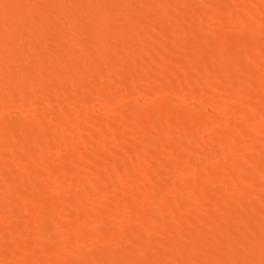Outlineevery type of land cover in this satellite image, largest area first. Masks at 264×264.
I'll list each match as a JSON object with an SVG mask.
<instances>
[{"label":"bare ground","instance_id":"bare-ground-1","mask_svg":"<svg viewBox=\"0 0 264 264\" xmlns=\"http://www.w3.org/2000/svg\"><path fill=\"white\" fill-rule=\"evenodd\" d=\"M65 1L67 2V0H37V1H35V0H18V3H17L18 8H14L15 6L13 8L16 11L19 9V11L17 12L18 14H16L17 16L14 17L13 16L14 11H13V13H11V11L9 9L11 8V6L16 4V1L15 0H0V12L2 15H4V17H2V19H0V35H2L1 34L2 32L5 34V31L9 27H12L9 29L13 30V33L12 34L10 33L11 37L7 38L8 40L7 39L3 40L4 39L3 35H2L3 39L0 40V106L2 105V107H3L6 105L7 106L18 105L16 108L20 112H22V115H19V116L22 117L24 115V119H22V118H17V115H14V113H13L12 116L9 117L8 120H6L7 117L4 119L6 121V122L4 121V124L2 122H0V132H1V129H4V128H2L3 126L6 127L5 130H3L4 135L2 134V132L0 135V182H3V184L0 183V213H5V215H6V213L11 212V211L16 212V217L14 220L7 219L9 216L8 214H7L8 215L7 218L5 217L6 220L4 222L5 223L7 222L6 223L7 226L3 225L2 223H4V222L2 220H0L2 222V223H0V256H2V260L0 259L1 260L0 264H22V263L23 264H132V263L137 262L138 260L140 263V259L142 260V258L144 259L145 257H147V259H150L152 262L155 261V262H153V264L154 263H157V264H186L187 261L190 259V255H191L189 252V249L185 248L187 250L185 252H183V249L181 247L182 240H183V238L186 239V236L187 237L190 236L191 238L192 237L194 238L195 249H197V250H198V248L201 249L202 245L205 244V243H203L205 241V238H206V240H210L211 237H214V238H216V240H218L219 243L217 242L211 247L213 249L216 248V250H217V246L222 244V240L224 239L225 234L229 238L231 236L229 234H233V231L235 229V227L233 229L232 225L227 226L229 224L223 223L224 221L222 219L224 217V214L227 213L228 212L227 210L229 209L228 208L226 210L225 209L226 206H229L234 201H237L238 198H241L242 195H240L239 197L237 195V198L233 197V196L234 195L236 196V192H238V189L245 190L244 189L245 187L243 186L244 183H246V182L251 183L252 182L251 183V186H252L253 183L256 184L257 182H259L261 180L264 181V155H263L264 153L261 154L262 156L261 155L258 157L252 156V154L254 152L251 149L252 154L249 152L251 154V155H249V159H251L253 161V162L252 161L250 162L251 165L255 164V166L253 167L254 169L252 170V168L251 169L246 168L249 172H247V171L243 172V173H245V174L247 173V174L242 176V179L240 177L239 183H237L236 187H234L235 189H233L234 195L232 194V196H228V194L224 195L225 193H223L224 196L222 197L221 196L222 194L221 195L217 194V195L221 196L222 198L219 197V200H218V198L216 197L217 201L214 200V202H213L214 205H212V207L215 205L217 207L219 206L218 208L220 209L219 211L221 213L218 211L220 213V215L213 217L212 208L210 207L211 205H209V207L205 208L204 205L203 206L201 205V203L206 204L204 199L209 194L207 192L208 194L206 195V190L210 184L211 185L213 184L212 186H214L216 183H211V181L210 182L208 181V178L212 179V178H210L211 176L208 178L206 177L207 178L206 179L205 177H200V175L198 176L197 173H193L196 171H200V169L197 170L196 167H194L196 162L199 159L200 160L205 159V161H206V158L209 155L208 153L202 154L201 153L202 151L198 152L195 150L197 145L199 146V144L200 145L205 144V143L207 144L208 139L211 138L208 136V134L210 135L209 132L207 134H203V132L201 131V130H203V129H201L202 124L211 123L210 119H208L207 116H210V114L213 115L212 114L213 111L209 112L210 110H208V106H206L204 103L211 105L210 109H212V108H215L214 106L216 105V102H218L220 100L219 99L220 95H222L221 98L225 97L227 99V97H228V99H227L228 102H225L226 103L225 104L226 110L221 114L222 116L221 115H220V117H219V115L216 116L218 118L217 120L215 119V117H214V119H215V121H218L221 126H224V127H226L232 123L231 122L232 119L230 120V114L233 113L232 110L235 108L234 107L235 99L238 100V97L240 99L241 96L249 90V88L254 87V88H252V90L256 89L254 85L256 84V80L258 79V78L256 79V75L258 73V70L255 69L254 72L253 71L249 72V71H247L246 68L248 67L247 65H249L248 63H250V62L251 63L256 62L255 68H256V65L262 66V64L258 65V64H260L259 63L260 61L259 62H258V60L256 61L255 57H253L254 60L249 59L250 56L247 55L248 52L246 49H248L250 42H252L253 40H254V42L256 41L257 45H260V46L263 45V47H264V36H263L264 32L263 33L259 32V34H262L261 37L259 36L262 40L259 41L257 38L258 36L255 37L254 34H251L252 33L251 30L253 29L250 26L251 24L245 25L246 28L242 29V28H240L241 25L236 26L237 22L236 23L233 22L234 19L232 18V22L235 23L234 26H236V28L239 27L241 29V30L239 29L237 31L238 32L237 36L240 37L239 38L240 44L243 45L242 48L244 50V54L242 53L243 54L242 56H245V55L247 56L246 58L244 57L245 59L243 62L241 60L235 62L236 66H234V68L232 67V69L229 71V74H228L229 78L234 80L233 81L234 83L232 82L233 83V90L232 91H234V94H235V95L234 94H232V95H234V96L231 95L232 97H230V95L228 96L227 94L225 96L222 93H226V91L223 90L222 88L218 87L217 85L215 86L214 84H213V86L208 85V86H210L208 88H207V85H206V87L203 86L205 89H207L205 91L206 95L205 94L202 95V93L200 95L199 94L194 95L193 91H192V94H189L187 91L185 92L183 90L184 84H183V82H181V78H180V75H178V71L174 68L175 74L172 76L174 88L172 90L170 89V93L172 92L171 93L172 97L170 96V98L173 101V103H171L172 101L170 102L168 94H167V99L169 100V102L168 101H166V102H168L169 104H175L176 102H178L179 104L176 103L175 105H169L168 103H165L167 105L163 104L161 107L158 106L160 108L157 111L152 110V111L148 112V110H146V108H148L149 106L146 107L145 109H143V102L145 100L144 101L142 100V97H144V95L148 94V96H150L152 94V93L149 94V91L147 89V90H142V92L144 93L143 96H139L138 95L139 93L136 94L135 95L136 99H134L131 103H129L130 105L126 106L127 104H125V106H120L118 104V107L120 106V108L117 110V113H115L114 116L107 117L108 113L107 112L103 113L102 111H100L102 113V115L99 114V116H98L97 115L98 112L96 110L94 111V113L96 115H94L93 111H90V108H91L90 105L91 104L94 105V103H96L94 101L101 102V105H103L104 107H107V108H108V106L110 107V105H112V104L114 105L115 102H116L115 104H117V100H119L118 99L119 98V95H118L119 91L117 90L119 86L117 87V85H120V84L122 85L121 82H123L122 77L124 76L123 75L124 73L126 75L130 74V78L132 77V75H134L132 80L131 79H130V81L128 80L130 84L128 83L129 85H127L130 92L132 91L131 93H133V94L137 90H139L138 88H140L139 87L140 82L142 84L140 86H142V88H143L144 83H142V80L145 78H148V77L150 78V76H153L152 81L155 84L158 93L160 92V90H162V92L166 91L167 86H165L164 79H162L163 75H164L163 72H164L168 63H170V62L172 63L174 60H175V62L177 61V59L175 57L176 54H178L177 56H179V59L177 61L178 65L179 64L181 65V63L184 61L183 57L188 56L189 58H191V62H190L191 64L189 63V65H188L189 67H186V71L181 72L182 69H180V72L182 74H184L183 77H185L183 79L188 80V77L195 75L194 73H196V70H197L196 68L200 65L199 61H201L199 59H198L199 61L197 60V58H198V56H197L198 48L197 47H199L201 45L203 46V44L206 43L205 39H206L207 35H209L208 33H206V37L204 38L201 36L202 33H204V31L207 29V27H209V25L212 23V22H210V19L215 17L214 15H217V13H220L222 10H226V9L231 13L232 12V6L229 4H224V6L222 4H218L217 6L214 5V7H215L214 10H210V9L206 8V6L211 8V5H208L209 2L207 0H205V2H204V0L203 1L201 0V2H204V3H202L201 5L197 4L196 8L194 10L191 9V10H193V13L191 11L192 14H189L190 11H189V13L183 12V11L180 13H178V11L175 12L178 9H176L175 11H171V10H169L172 8L171 7L167 10L168 13L166 11V13L161 14L162 13L161 12V13H159L160 15H158V14H155L157 12L156 11L153 13V14H155V16H154L152 14V10H151V8L154 7V6H152L153 0H145V1L144 0H80L81 1V2H79L80 6H77L78 8L80 7V9L77 11L74 10V12L77 13L78 11H82L81 12L82 15H79V16L84 17L83 18L84 22H82L83 21L82 19H80L81 21L78 20V21L82 22L81 23L82 25L78 22L79 25H81V26H79L78 23L75 22L76 24L75 23H74V25L72 24V27L69 25L71 28H69V30L66 31L67 33H65V30L60 32L61 31V29H60V31H59V28H61L63 26L60 24L59 28H57L58 33H57V30H54L55 27H52V30L50 29L49 33H48L49 29L45 28L47 33L44 32V33L40 34L39 33V32H41V30H39L40 26L38 28L37 23L39 24V22L41 21V18L36 23L35 19H34L35 18L34 16H36V15H34L33 13L35 11L36 12L41 11L40 12V14H41L42 11H45L48 13V14H46L47 18L45 17L46 15H44L43 13H42L43 14L42 17L46 18V19H43L46 22V24H48V23L51 24L52 21L55 22V24L59 23L61 21V19L64 18L63 16L67 13L66 7H64V6H67V4L64 5ZM70 1L73 2L72 0H70ZM70 1H68V2H70ZM77 1H75L76 5H79V4H77ZM169 1L171 3V2H176L179 0H169ZM188 1H190V0H187V2ZM196 1L197 0H195V3H196ZM231 1H233V0H231ZM236 1H238V0H236ZM236 1H233V3ZM248 1L252 2V0H248ZM143 2L144 3L146 2L145 3L146 5ZM156 2L159 3L157 0H156ZM156 2H155V5H156ZM183 2L186 3V0H183ZM243 2H245V1H243ZM243 2H242V4H243ZM131 3L133 4V7L131 6ZM221 3H223V2H221ZM224 3H228V2L224 1ZM256 3L258 4V2H256ZM141 4H144V6H145V11L143 13L141 11L140 12L136 11L137 6L140 7ZM191 4H193V3H191ZM214 4H215V2H214ZM251 4L254 5V7L256 5V8L254 10H252V12L250 14L253 16L259 11L258 7L260 5L257 6V4H253V3H251ZM129 5H130V8H129ZM181 5H182V3H181ZM73 6H75V5L73 4ZM135 6H136V9H135ZM169 6H171V5L169 4ZM236 6H237V4H236ZM69 7H67V9L70 10V11H68L70 13L71 11H73L72 10L73 8L69 9ZM71 7H72V5H71ZM141 7H142V9H144L143 5H141ZM190 7H192V6H190ZM212 7H213V4H212ZM243 7H245V6H243ZM247 7L244 9H247ZM251 7L249 8V10L252 9ZM146 8H147V10H146ZM166 8H168V7L166 6ZM261 8H263L262 5H261L260 9ZM161 9H164V7L163 8L161 7ZM188 9H189V7H188ZM241 9H242V7H241ZM1 10L2 11L4 10V12H5V10L8 12V10H9L10 14H12V16H13V19H10L12 17H10V14L7 12H6V16H5V14L2 13ZM139 10H140V8H139ZM242 11H243V9H242ZM242 11L236 10L233 14H234V16H235V13L237 14L235 17L242 14L241 16H239L242 18L244 15H246L245 12H247L248 10L247 11L245 10V12L244 11L242 12ZM76 13H72L71 16L73 15V17H74V14H76ZM40 14L39 15L37 14V15L39 17H41ZM207 15H209V16H207ZM228 15L232 16L231 14H228ZM71 16H69V17H71ZM76 16H77V14H76ZM79 16H77V18H79ZM125 16H128V18L130 17L129 24L131 27L129 26L128 23H126V25H128L127 29L125 28L126 26H124L125 25V22H124ZM220 16H218V17H220ZM239 17H237V18H239ZM215 18H214V20H215ZM221 18L223 19V17H221ZM174 19H176V20L179 19L176 25L174 24V22L176 21ZM253 19L255 20V18H253ZM261 19L264 20L263 17ZM70 20H72V19L68 18L67 21L71 22ZM75 20H77V19H75ZM127 20H125V21L127 22ZM235 20H236V18H235ZM244 20L246 21L245 18H244ZM262 20L259 19V24H260V21H262ZM115 21H118L119 26L117 27V29H115V27H112V25ZM248 21H250V20H248ZM42 22L43 21H41V23H40L41 25L44 24V22H43V24H42ZM63 22H65V21L63 20ZM193 22L196 25H198V28L196 30L193 28H190L191 27L190 23L194 24ZM221 22H222V20H221ZM23 23H26L25 28H22L23 26L22 27L19 26L20 24L25 25ZM187 23H189L190 25H188ZM217 23H218V21H217ZM263 23H264V21H263ZM50 24H49V26H50ZM55 24H54V26H56ZM172 24L176 27L174 28ZM65 25H67V24H65ZM214 25H216V22ZM228 25L230 26L231 24L228 23ZM232 25H231V27H232ZM238 25H239V23H238ZM15 26L22 28L20 35L15 32L18 28L17 29L15 28L16 30L14 31L13 27H15ZM45 26H47V25H45ZM69 26H65V27L67 28ZM160 26H163V28H161ZM245 26H241V27H245ZM248 26L250 27L249 29H248ZM124 28L126 30L129 29V31H128L129 34L127 33L128 37H127L126 32L123 31ZM63 29H65V28H63ZM222 29H224V28H222ZM256 29L254 31L255 34H256V32L259 31V29H258V31H256ZM260 29L262 30V28H260ZM12 30H11V32H12ZM234 30H236V29H234ZM234 30H233V32H234ZM160 31L163 34L166 33L164 38L167 36L168 38H170V41H171V39H172V41L169 43H166V42H168L167 41L168 39H167L165 42L166 44H165L164 40H162V41L160 40L161 42L157 40V42H160V44H162V48H161L162 50L159 51L161 53V56L159 58L158 57L155 58V56H151L152 55L150 52L151 50L148 47H150V45H152V44L156 45L155 44L156 37L159 34L158 32H160ZM123 32H125V33H123ZM239 32H240V34H239ZM6 34H8V32ZM163 34H161V35H163ZM198 35H200V36H198ZM230 35H232V34H230ZM234 35L228 36V32L225 31L224 33L221 32L220 36L217 35L218 37L217 36H216V38L214 37L215 39L212 38L213 36L211 38L217 43L218 47H221V46L223 47V45H225L226 43L236 42V40L238 38H235L236 35L235 36ZM197 38H198V40H196ZM157 39H158V37H157ZM208 39H209V37H208ZM123 41L124 42H127V41L130 42V44L128 42L127 43L129 44V46H132V48H131L132 51H131V56H130V57H133L132 59H134V58L139 59L141 57V55L145 56L144 55V54H146L145 50H146V52L148 51L147 53L149 55L146 54L147 59L145 57H144L145 60L143 58H141L143 60L140 59L141 63H142V61L144 62V63H142V65L139 63L140 67L142 66L141 67L142 69L139 68V66L136 64L135 61H134L135 63H133V65H131V66H130V64H132V63H129V64L127 63L128 66L127 67L124 66V68L120 63L119 64L121 66H119L116 63L117 61L109 62V60H111V58H112L111 57L112 53L111 54L107 53V55H106V51L108 52V50H110V49L112 50V48L118 42L121 43ZM55 44L56 45L61 44L62 47L64 46L66 48H65V50L61 49V48H57V50L59 49V50H61V52L56 51L57 53H55L54 52V50H56V49H54V48H56ZM158 44H157V46H158ZM255 44L253 43V45H255ZM35 45L41 46L42 51L40 49L38 50L36 48L39 52L37 53V51H36V53L34 55L33 48ZM115 47L117 48L118 45H116ZM38 48H40V47H38ZM123 48H125V47H123ZM31 49L33 51L32 54L29 53V51ZM208 49H209V46H208ZM251 49L253 50V49H257V48L251 47ZM62 50H64V53H62ZM118 50L120 51L121 49H118ZM126 50H128V49L126 48L124 50L125 53L127 54ZM202 50L204 51V49H202ZM124 51H123V53H124ZM259 51L262 52L261 50H259ZM112 52H115L113 54V56L115 57V54H117L116 50H113ZM198 52H199V50H198ZM253 52L256 54V52L254 50H253ZM229 53L231 54V52H229ZM108 54H109V56H108ZM202 54H203V52H202ZM217 54L218 55L215 58L213 57L215 54L212 56L213 58L210 57V58H212V59H209V60H211L210 61L211 64L209 63L208 66L206 65L207 62L203 60V63L205 62V65H206V66L204 65L206 68L203 66V69H204V70H202L203 74L211 73V70L209 69V67L212 66L214 68L215 67V66H213L214 64H218V65L220 64L219 67L221 68V65H222L221 58H224V57H222L223 53H221L220 55H219V53H217ZM238 55H240V54H238ZM45 56H47L49 59H47V57H45ZM103 56L104 57L108 56V59H107L108 62H105V59H103L104 62H101V58ZM118 56H120V54ZM45 58L49 61H52L54 59H60V62L62 60L63 64H65V65H64V67L59 68L60 71L57 72L58 69L56 68V65H54V63H53L54 61H52V63L48 61L50 68L48 66H47L48 68H46V66H44L45 63L43 61L45 60L47 62V60ZM231 58H233V57H231ZM50 59H52V60H50ZM113 59L114 58H112L111 61H113ZM153 59H154V61H153ZM37 60H38V64H37L36 68L31 64L34 68H31L32 71L29 72L30 71L29 70L27 73L28 75L30 73L31 76L29 75L30 77H28V75H27V77L25 78L24 73L26 75V70H28L27 67L28 68L31 67V66L25 65V62H34ZM123 60L125 61V58ZM205 60H206V58H205ZM209 60H207V61H209ZM245 60H247V61H245ZM249 60H251V61H249ZM130 61H128V62H130ZM189 61L190 60H188L187 63ZM13 62L17 63V64H13ZM55 62L58 63L57 61H55ZM154 62H156V63H154ZM227 63L228 62H226V64ZM122 64H124V63H122ZM183 64L184 63H182L181 66H183ZM59 66H60V64H59ZM181 66H179V68ZM251 66L254 67V64H252ZM52 67H53V69H52ZM153 67H155V68H153ZM156 67H157V69H156ZM151 68L153 70H156V73H152L153 71ZM176 68H178V66ZM260 68L262 69V67H260ZM174 69H172L173 73H174ZM183 69L185 70V68H183ZM207 69L210 70V72H207L208 71ZM214 69H216V68H214ZM261 69H259V70H261ZM51 70H53L52 73H54V75H56V76H53V77H56V80H57L55 83L52 81L54 79L53 77L50 78L52 80L49 79V77L51 75H53L51 73ZM198 70H200V68ZM248 70H250V69H248ZM262 70H264V68ZM262 70L260 71L261 73H259L260 77L262 76L261 75ZM212 71L215 72V70H212ZM197 73L199 74V72H197ZM216 73H218V72H216ZM218 75H219V73H218ZM225 75H226V72H225ZM165 76H167V75L165 74L164 77ZM202 76H200V77L202 78ZM167 77H166V81L168 82L169 79H167ZM196 78H197V76H196ZM262 78H264V77H262ZM222 79H221L220 83H222ZM49 80H50V82L51 81L53 82V84H51V87L53 86V88H52L53 96L48 97L49 96V94H48L46 97L45 93H47L49 91V89H50V92L52 93L51 88H49L48 84H47V82L49 83ZM124 80H125V78H124ZM261 80L263 82V79H261ZM145 81H147V80L145 79ZM188 81H187V83H188ZM204 81H206V80H204ZM218 81H220V79ZM207 82L208 81H206V84H207ZM262 82L260 81L261 84H259L258 82L257 83H258V85L261 86V85H263ZM147 83H149V81H147ZM168 83H166V84L168 85ZM189 83H190V81H189ZM229 83H230V81H229ZM151 84L147 85V88L149 87V90H150ZM169 84H171V83H169ZM210 84H212V82ZM171 85H173V84H171ZM227 85H229V84H227ZM127 86H125V88ZM188 86H190V85H188ZM46 87L48 88V90H45ZM257 87H259V86H257ZM115 88L117 91L115 90ZM142 88H140V89H142ZM152 88H155V87H152ZM190 88H192V87L190 86ZM200 88H201V85H200ZM35 89L40 90L38 92V93H40V95L39 96H37L38 94L36 96L32 95L29 98H27L28 97V96L26 97L27 93L32 92L31 90L35 91ZM144 89H145V87H144ZM184 89H185V87H184ZM262 89L264 91V88H262ZM44 90L46 92L43 93ZM120 90L125 92L124 88L123 89L120 88ZM153 90L156 91L155 89H153ZM185 90H187V89H185ZM41 91H42V93H41ZM140 91L141 90H139V92ZM189 91H190V89H189ZM259 91H261V90H259ZM127 92L129 93V91H127ZM127 92H125L124 94H127ZM166 92H164V93H166ZM247 93L249 94V92H247ZM32 94H35V92H33ZM161 94H163V93H161ZM161 94H160V96H161ZM253 94L254 93H252V95ZM198 95L199 96L202 95L201 97H203L204 99L202 100L201 97H199ZM25 97H26V99H25ZM124 97H125V95H124ZM140 97H141V99H140ZM161 97H163V96H161ZM183 97H184V99L187 98L186 101L191 100L192 101L191 105L185 106L183 103L185 101H183L182 102L183 104H181V102L179 100L183 99ZM159 99L161 100L163 98L159 97ZM200 99H201V101H200ZM242 99H243V97H242ZM240 100L237 101L236 103L241 102ZM244 100L248 101L245 98H244ZM119 101L121 102V100H119ZM150 101H151V99H150ZM244 102L245 101L242 100L241 103H244ZM144 103L146 104V102H144ZM201 103L204 106H206L207 112L210 113L209 115L207 112L200 110ZM220 103H221V100L219 102V105H220ZM263 103H264L263 96H261L260 93H257L255 98L252 100L253 106H259V105H262ZM147 104H148V102H147ZM180 104L183 106H181ZM98 105L100 106V103L97 104L96 107ZM236 105H239V104H236ZM262 106H264V104ZM40 107H41V109H44V110L47 109L45 111H50L51 113L53 112L54 114H56V112H57L56 115H58V116H54V117H56V119L59 118L58 120L62 121V122H60L62 125L60 123H58L61 126H58L56 121L53 119L51 121L49 120L50 124L46 123L48 128L50 129L49 130L50 134H49L48 138L45 137L46 141H43L42 140L43 138L41 139V137H42V134H41L42 124L41 123L42 122H39L40 118L37 119V117H36V116H38V113L40 112L39 110H41ZM151 107H154V105ZM100 108H102V107H100ZM254 108L251 107L249 109H254ZM240 109L242 111L243 108H240ZM256 109L259 110V108H255L254 110H252V111H254L253 113H255V114L257 112V111H255ZM1 110H0V112H1ZM10 110H13V109H10ZM234 110L236 111V109H234ZM260 110H261V108H260ZM2 111H4V110H2ZM7 111H9V109ZM145 111H147V114H144ZM241 111H238V112L241 113ZM42 112H41V114L43 115ZM110 112H112V111H110ZM114 112H112V113H114ZM2 113H4V112H2ZM239 113H233V114L236 115ZM261 113H259L258 116H261L262 115ZM103 114H106V116L101 117V116H103ZM233 114H231V118H232ZM240 115L245 116V114H240ZM81 117L84 118L83 120H86V119H87V121L89 120L88 123H85L87 121H82ZM136 117H138V118H136ZM238 117L239 116H237V118ZM2 118H4V117H2ZM47 118H48V116H47ZM237 118H236V120L242 121V119L244 117L242 119L241 118L237 119ZM80 119L82 122L85 123L84 128H83V125H81V123H80ZM158 119L162 121V122L158 121V122H160L159 124L156 123ZM244 119H243V121H244ZM252 119H251L252 122L257 121L259 119V117H258V119L256 117L252 118ZM1 121H3V120H1ZM78 122L82 128L81 127L79 128V126L78 127L76 126L78 124ZM244 122H246V121H244ZM233 123H235V122H233ZM237 123H239V121ZM247 123H248V121L246 122V126H247ZM72 124H74L73 128L71 127V126H73ZM241 124H242V122H241ZM209 125H203V127L204 126L209 127ZM216 127H217V125H216ZM228 127H226V128H228ZM253 127H255V128H253ZM219 128H220V126H219ZM226 128L223 129L224 132H225ZM45 129H46V134H47V132H48L47 128L45 127ZM128 129H130V130L128 131ZM99 130L102 134H100ZM90 131L91 132L96 131L95 133L97 135L98 141L100 142V143H98V145H99L98 150L99 151H97V152L100 153L103 151L105 153L106 151H108V152H106V154H107L106 159L104 157H102L100 154V156L102 157L101 160H103V158H104L106 160V162L102 165H99V166H97V164H96V166L94 165V167H92V166L90 167V163H88V162H90V161L92 162L93 159H95L94 157H96L97 158L96 160H98L99 156H95V154H94L95 151L94 150L92 151V148H88V150H87L86 148L89 146H86V144H84L85 142L87 143V141H86L88 139L87 135L90 133ZM141 131H143L142 132L143 134L140 136L144 135V137H142L143 138L142 140L139 137V133L141 134ZM230 131L231 132H229V133H223L221 130H219L217 133H215L216 132V130H215L214 134H216L219 138L222 139L221 145L218 146V153L219 154H217V155H219V157L218 156L217 157L219 160L214 161L213 158L211 157L212 156L211 155L210 157L207 158L208 162L206 164H204V162L202 161V163H203L202 165H205V166H204V168H203V166H200V167H202L204 169L203 172L205 174H207V176L215 173L214 170L217 167H221V169H224L225 167L222 168V166L226 163V161L228 162V161L232 160L231 162L234 163L233 160H234L235 156H242V155L245 156V154L247 153L246 151L249 149L245 148V150H244L243 148H240V149L238 148V150L236 151V150H234L235 149L234 144H236L238 141L241 142V140H243V138L241 136H244V135L248 136V138L250 137V139L252 138L254 141L259 140L261 138V136H264L263 135L264 134V121H262L260 126H258V127H256V126H252V127H245L244 126V127H242L240 125H235L233 127V129H230ZM98 132H99V135H98ZM42 133L44 134V132H42ZM79 133H81V135H79ZM185 133H186V135H187L186 137L188 139V141H187V139H185L186 143L184 142V139H183V138H185V137H183ZM91 135H94V134L90 133V136L88 139L89 141L91 138H93ZM76 136L79 140L76 139ZM78 136H80V137H78ZM138 137L141 140V141L139 140L141 142L140 144L135 142V139ZM94 138H96V137L94 136ZM250 139H249V141H250ZM93 140L95 141V139H92V141ZM245 140L248 141L247 138ZM96 141H97V139H96ZM136 141H138V139ZM174 142H178V145L180 147H175V145H173ZM242 142H244V141H242ZM35 143L40 146L39 148H37V150H35V148H34ZM211 143H213V142H211ZM241 143L238 142L239 145H241ZM247 143H244V144H246V146H249L250 144L248 145ZM259 143L261 144V142H259ZM79 144L80 145L83 144L85 146V148L82 147L83 149L80 148V150H83L81 152L75 151V150H77V148L80 147ZM255 144H256V142L252 143V145H250V146H253V147L256 146L255 148L258 150H255V151L260 152L257 144L256 145ZM262 144H263V142H262ZM92 145H94V143ZM96 145H97V143H96ZM178 145H176V146H178ZM214 145H217V143ZM113 146H114V148H113ZM241 146L245 147V145H243V143ZM75 147H76V149H75ZM182 147H183V149H182ZM201 147H203V145ZM94 148H96V147H94ZM120 148H122V149L125 148V150L127 148L128 154H129V156L127 157L129 159L127 160V158H125L126 161H124L125 159L119 158L120 161L122 159L123 163L122 162L118 163L117 162L118 160H116L117 157L120 156V153H121V152H119V151H121ZM185 149H186V151L190 150L193 154L192 155L187 154L188 152H186ZM213 149H212V151H213ZM208 150L211 151V149H208ZM48 151H52L54 153L55 158H52V156H51L52 159H49L48 156H45V154H48V153H46ZM259 152H257V154ZM53 153H52V155H53ZM75 153H76V155L74 156L73 154H75ZM215 153H217V151ZM215 153H213V155H216ZM166 154L170 155V156L174 155V156H176V158L178 156L182 157L183 160L181 159V162H178V160H177V162H173V163H168V161H166V162L163 161L165 163H164V166H162L163 167L162 173H164L166 175L167 179L165 178V180H162V181L156 179L155 183L153 182L154 188L149 189V191H147L148 189H145L148 186H146L145 188L142 186L143 189L138 188L135 186V183H132L134 180L131 183H129L132 179L129 180L127 177V179H128L127 180V179H120L121 177L120 178L118 177L120 175L122 177L124 175H127V176L132 175L134 177L133 179H135L136 182H138V181L140 183L145 182L149 178H151V174H154L156 171L155 167L157 165H155L154 163H158L159 158L161 159L163 157V155H166ZM206 154H208V155H206ZM96 155H97V153H96ZM157 155L161 156V157L159 156L158 161H157V158H155V157H157ZM166 156H164V158ZM167 157H169V156H167ZM172 158H173V156L170 159H172ZM238 159H239V157H238ZM71 160H72V164L70 163L69 166H67L66 170L62 169V172L64 170L67 171V172H63L64 175L69 178L68 183L70 185L67 186V182L65 184L64 181H61L63 178H61V180H58L55 176H56L57 171L61 172V170H59L60 165L61 164L64 165L65 161H67V163L69 161L71 162ZM246 160H247V158H246ZM34 161H37V164L39 165L38 168H40L42 171H43V169H45V170L47 169L52 174H54V177H53V175H52V178H50V175H48L46 178H45V176H41V177H43V179L40 177L41 178L40 181H39V178L36 179V180H38L37 182L33 181L35 179H33L32 177L36 176L35 174L37 172L35 169L33 170L34 167H30L31 166L30 163H33ZM102 162H104V161H102ZM246 162L247 161H243L242 164L243 163L245 164ZM227 165H229V164H227ZM236 165H237V163H236ZM246 165H248V164H246ZM34 166H36V165H34ZM234 167H235V165H234ZM243 167H244V170H246L245 169L246 166H243ZM38 168H36V169H38ZM158 168H157V170H158ZM31 169H32V172L33 171L36 172V173H34L33 176L31 175L32 174ZM241 169H243V168L241 167ZM194 170H196V171H194ZM229 171H230V169H229ZM229 171H227L228 174L231 173ZM239 171H242V170H238V172ZM62 172H61V174H63ZM157 172H160V170ZM183 172H184V175H185V172H187V173L191 172L192 176L190 175L191 176L190 178H188L186 176L188 179L187 178L183 179L181 176V174ZM221 172H219V174H218L219 176H220ZM89 173L93 174L90 176V177L93 176V178H90L91 181L86 180V184H83L85 181L82 184L78 183L76 181H72L73 175H77V174H79V175L86 174L87 175ZM98 173H101L103 175L106 174L105 176H107V174H108V176L112 175V180L110 179L111 180L110 181L108 179L110 182H105V181L100 180L102 182V184H99V183L97 184L94 180V176L97 175ZM243 173L241 172V175ZM160 174H161V172H160ZM160 174H157V175L161 176ZM226 174L227 173H225L224 175H226ZM233 174H234V178H235V176H237V175H235L236 174L235 171ZM187 175H189V174H187ZM97 176H100V175H97ZM212 176H214V175H212ZM110 177L111 176H109V178ZM216 177H217V174H216ZM214 178H215V176H214ZM224 179H222V180H224ZM80 180H82V179H80ZM83 180H85V179H83ZM121 180H123L122 181L123 183H121ZM124 180H126V181H124ZM96 181H99V180L97 179ZM228 181H230V180H228ZM124 182H126L127 184H125ZM139 182L137 184H139ZM148 182H150V181H148ZM195 182H198L199 184H196ZM14 183H16V184L21 183V185H23V186L21 187L19 184V188H18V186H16V184H14ZM150 183H152V182H150ZM153 183H152V185H153ZM141 184L143 185V183H141ZM195 184H196V186L199 185L198 187L195 186L196 187L195 188L196 193L193 190ZM227 184H228V182H227ZM258 184L260 185V183H258ZM71 185H72V188L75 187L76 189H79V187H80L82 190H85V192L86 191L93 192L95 190L96 191L100 190L99 191L100 193L94 192V193H98V196L100 194V197H98L96 194H95L96 196H94V197H92L93 194H92V196L90 195L91 197H89L88 195L84 196V193H83V195L80 193L79 194L76 193L74 197L67 198L64 195H62L61 193L62 192H64V194L70 193L72 191L70 189ZM152 185H150V187H152ZM230 185H232V184H230ZM168 186H171V188L173 186L178 187V190L183 195L179 194V192H178L177 194L181 195V197L174 193L175 196H174V198L172 197L171 200L167 197L166 194L163 197L165 198V196H166L167 199L166 198H165V200L162 199L163 198L162 196L160 198L159 194L162 193L161 191L165 187H167V189H168ZM246 186H248V184ZM262 186L264 187V184ZM215 187H217V186H215ZM249 187H250V184H249ZM257 187H258V185H257ZM187 188L189 190L192 189L190 191H193L195 193V195H196L195 198L198 197V200H200L197 202V204L199 203L200 206H202V207H200L199 204L196 205L195 207L192 206L194 208H196L197 206L200 207V208L197 207L196 211H195L196 213L194 212V214H192L195 217V222H196V224L192 225V226H195V228L193 229V231L188 232L187 230L184 231V229H182V227H183L182 224H181L182 227H179V228H176V227H173L170 225V229H169L168 228L169 226H167V228L169 229V230L167 229L168 230V238L164 239L162 241H156V240L154 241V239H153L152 240L153 244H152L150 239L153 238V236L151 237V235H153V234H150V233L156 231L155 233L157 234L158 233L157 229H158V231H161L163 229V228L161 229L159 227V225H156L157 223L160 222V220H159V222L156 223V220H157L156 218L162 217L165 219L166 218L165 214L162 212L166 211L168 208L169 209L167 212L171 213L170 210L173 208H174V210H176L175 208H188L189 205L191 204L188 201H193V200H191L192 198H189L190 200L188 199V197H189L188 194L190 193V191L187 192ZM253 188H254V186H253ZM181 189L186 190V192H185L186 195L183 193V190L181 191ZM223 189H225V188H223ZM150 190H152V192ZM172 190H173V188H172ZM212 190H214V188H212ZM227 190H230V189H226L225 191H227ZM240 190H239L238 194H240L242 192ZM255 190L256 191L257 190L262 191L259 188L258 189L255 188ZM76 191H78V190H76ZM174 191H176V190H174ZM214 191L216 192V190H214ZM81 192H83V191H81ZM197 192H198V194H197ZM219 192L220 191H218V193ZM246 192H247V190H246ZM246 192L244 191L245 196L247 195ZM250 192L254 193L252 191H250ZM115 194L116 195L121 194V197L119 199L117 198L118 199L117 201L114 199L115 203H112L113 202L112 201L111 202L112 204H109L110 201L108 202V197L111 195L115 196ZM242 194H243V192H242ZM150 195H152L154 197L152 200H154L155 203L154 202H152V203H154L155 206H151V204H149V203H147V204H149L148 207L151 206L154 208H152V210H148V211L147 210H145V211L143 210L142 212L138 211V212L142 213L140 215L144 214V216H146L145 217L146 219L144 218V220H146V222L143 221L144 225L143 226L141 225L142 227H140L139 226L140 224H138L139 228L136 227L134 232L131 231V232H129L130 234H128L126 232V228H127V219L129 218V216L126 219L125 217L127 215V212L125 214L124 211H126L127 209L129 210L130 208H134L138 204V201L141 202L142 200H140V199L137 200L139 196H142V199L144 196L145 198L143 199V202H145L146 196L149 197ZM230 195H231V193H230ZM258 195H259V197H261L260 194H258ZM68 196H72V193H71V195H68ZM182 196H184V197H182ZM97 197L99 200H97ZM247 197H248V195L246 196V198ZM155 198H158V199H156V201H155ZM148 199L149 198H147V200ZM207 199H205V200H207ZM152 200L150 198V201H152ZM168 200H169V202H168ZM248 200H250V199L248 198ZM248 200H247V202H248ZM261 200L259 199L260 202H261ZM164 201H166V203ZM212 201H213V199H212ZM238 201H239V199H238ZM259 201L256 202L257 206L254 205L253 207H251L249 212L256 213L257 211H259L262 208V206H264V202L260 203ZM215 202H216V204H215ZM192 203L194 204V201ZM208 203H209V201H208ZM248 203H251V201ZM248 203H247V205L251 206V204H248ZM37 204H39L38 207L36 206ZM241 204H243V203H241ZM261 204H263V205H261ZM143 205L144 204H142V206ZM233 207H234V205H233ZM35 208H36V211H38L37 217L34 216ZM137 208H139V206ZM202 208L206 209V211L210 210L208 212L209 214L204 211L208 215V217H206V218H209L210 215L213 218L210 217L211 219H209V220L206 219V221H205V219H201L202 217L200 218V216H201L200 214H202V213H201L200 209H202ZM235 209H236V207H235ZM242 209H244V206ZM137 210H139V209H137ZM24 211L25 212L33 211L32 212L33 215L30 213L25 214ZM184 211H186V210H184ZM187 211H188V209H187ZM193 211L194 210H192V213H193ZM214 211H216V210L214 209L213 212ZM236 211H237V209H236ZM122 212L124 213L125 216L122 215L123 214ZM167 212H165V213H167ZM189 212H190V210H189ZM218 212H215V213H218ZM160 213H162V216L159 215ZM172 213H174V212H172ZM177 213L180 215L179 212H177ZM177 213L174 214V217ZM257 213H259V212H257ZM12 214H14V213L12 212ZM247 214L248 213L244 211V214H241L240 217L244 220V219H246L245 217ZM261 214H263V213H261ZM163 215H164V217H163ZM167 215H168V213H167ZM179 215H176V217H179ZM232 216H234V215L232 214ZM259 216L260 215H258V217ZM139 217L140 216H138V218ZM184 217H186V216H184ZM196 217H197V219H196ZM263 217H264V214H263ZM3 218L4 217H2L1 219H3ZM130 218H131V216H130ZM19 219L20 220L22 219L24 221L21 223H18V221L20 222ZM141 219H138V220L141 221ZM169 219H171V218H169ZM184 219H185V221L183 219H182L183 221H181V220H178V221L176 220V221L178 222V224H180L179 223L180 221L182 223H184V222H187L190 220L189 217H186ZM192 219H193V217H192ZM97 220L103 221V222H101L102 226H103V228L101 227L102 228L101 230H98L97 227L95 230L92 227V226H94V228H95V224H96ZM130 220L132 221V218ZM130 220H128V222ZM134 220L137 221L136 219H134ZM202 220H204V221H202ZM140 221H137V222H140ZM152 222H155L154 224L156 225V227ZM171 222H174V221L171 220ZM132 223L134 224L135 222L132 221ZM83 224H86L90 227L89 228H83L82 227ZM165 224H166V222H165ZM163 225H161V227ZM168 225H169V223H168ZM256 225H254V226H256ZM157 226L159 228H157ZM245 226L247 227V224H245ZM244 227L243 226L239 227V233L243 234L244 231L246 233L247 230L245 229L246 227L245 228ZM128 228H130V227H128ZM247 228H249V225ZM9 229L12 230V232L7 233V231H10ZM185 229H186V227H185ZM66 230H68V231L66 232ZM164 230H165V225H164ZM236 230H238V228ZM259 230H257V232ZM127 231H130V229ZM185 232H187V233H185ZM65 233H66V235L68 233V235H67L68 237L67 236L65 237ZM126 233L128 234V237H127ZM227 233H229V234H227ZM254 233L255 232H253V233L251 232L250 235H252ZM260 234H262V233H260ZM63 235L65 238H63ZM165 237H167V236H164L163 238H165ZM103 240H104V243H103ZM165 240H166V243H165ZM239 240H240V238H239ZM252 240H253V238H252ZM247 241L251 243V241H249V240H247ZM88 242L91 244V246L93 245V246H99V247L98 248L95 247V249L91 250L93 247L92 246L90 248V250L86 249L87 250L86 251L83 248H85V243H88ZM100 242H101V245H99ZM161 242H163V244ZM211 243H213V242H211ZM238 243H240V242H238ZM238 243H237V245H238ZM79 244L84 245V247L81 246V248L84 250V251H81L83 253L76 252V250H75V249H77V250L81 249V248H79L80 246H78ZM160 244H162L163 246H164V244L165 245L168 244V246L172 245L171 248L175 247V249L173 250V252H171L173 248L172 249H170V248L164 249L162 245L160 246ZM145 245L146 246L148 245V246L145 247ZM143 246H144V248L147 249L146 252L143 249ZM149 246H151V247L149 248ZM240 246L243 247V244ZM38 247L39 248L41 247L43 249V251L46 252L47 254L44 255V254L39 253V254H37L36 257L32 256V257H34L32 259H26L28 256H25V254L26 255L28 254V253H26L28 250H30V249L34 250L36 248L39 251L42 250V249L40 250ZM140 247H142V248L140 249ZM160 247H162L163 248L162 250H164V251L170 250V252H171V255L167 257L168 260H166V259L164 260V258H163V260H162L163 262L161 261V257H159V260H157L158 257L156 258V256H160V254L155 255V253L158 251V249H161ZM189 247H191V246H189ZM208 247H209V245H208ZM225 247H226V245H225ZM248 247H249V245H248ZM150 249H152L153 251H156V252L153 253V251H151ZM200 249H199V251H200ZM244 249L247 250V248H244ZM181 250L183 253L181 252ZM210 250H211V248H209V250H208L209 255H211ZM219 250H221V249L218 248V251ZM141 251H144L145 253L143 252V254H142ZM161 251H158V252L162 253ZM260 251H261V249H260ZM74 252H76L77 254ZM213 252H214V250H213ZM251 253H252V251H251ZM259 253H257V254H259ZM152 254H154L153 257L155 256L154 259L152 257ZM220 254H221V252H220ZM165 255H167V254H165ZM194 255H196V253ZM206 255H207V253H206ZM256 255H254V257H253L254 262L251 261V262H253L252 264H262L263 260L261 259V255L259 254L260 257L256 256ZM204 256H205V254H204ZM238 256H236V257L238 258ZM227 257H228V255H227ZM236 257H235V259H237ZM225 258H226V256H225ZM147 259H146V261H147ZM192 259H195V258H192ZM250 259L252 260V258H250ZM239 260H240V258H239ZM212 261H213V259H212ZM197 262H198V260H197ZM206 263H208V262L205 261L204 264H206ZM216 263H218V261ZM234 263L235 262H233V264ZM190 264H191V262H190ZM198 264H200V263H198ZM228 264H229V262H228ZM249 264H251V263H249Z\"/></svg>","mask_w":264,"mask_h":264},{"label":"rangeland","instance_id":"rangeland-1","mask_svg":"<svg viewBox=\"0 0 264 264\" xmlns=\"http://www.w3.org/2000/svg\"><path fill=\"white\" fill-rule=\"evenodd\" d=\"M15 1H16V4H14L13 6H11V8L9 9V10L11 11V13H13V11H14V13H13V16H14V17L17 16L16 14H18L17 12L19 11V9H18L17 11L14 9V8H18V5H17L18 0H15ZM35 1H37V0H35ZM68 1H70V0H67V2L65 1V4H64V5L67 4V6H64V7H66L67 13L63 16L64 18L61 19V21H60L61 23L58 21L59 23H56V24H55V22L52 21L53 23L51 22V24H50V23L46 24V22H45L43 19H46V18H47V15H46V14H48L47 12L42 11V13H43L44 15H46V16H45L46 18H45V17H42L43 14H42V13L40 14V12H41L40 10H39L40 12H38V11L36 12V11H35V12L33 13L34 15H36V16H34V17H35L34 19H35V22H36V23H37V22L39 21V19L41 18V21H43L44 24L47 25V26H45V25L43 24V22H42L43 25H41V24H40L41 21L39 22V24L37 23L38 28H39V26H40V28H39V30H41V32H39L40 34L46 32V29H49V30H48V33H49V32H50V29L52 30V27H55V29H54V28H53V29H54V30H57V33H58V29H57V28H59V25H60V24L63 25V26H62L61 28H59V31H60V29H61L60 32H62V31L65 30V33H67L66 31H68L69 28L72 27V24L74 25L75 22H76V23L79 22L80 24H81L82 22H84V19H83L84 17L79 16V15H82V14H81L82 11H78L77 13L74 12V10L77 11V10L80 9V7L78 8L77 6H80V3H79V2H81V1H80V0H78V1H77V0H72L73 2H71V1L68 2ZM75 1H77V4H79V5H76V2H75ZM144 1H145V0H144ZM157 1H158L159 3H157L156 0H153V2H152V6H154V7L151 8V10H152V14H153L154 12L157 11L155 14H158V15H160L159 13H161V12H162L161 14L166 13V11H167L169 8H171V7H172V8L169 9V10H171V11H175L176 9H178V10H176L175 12L178 11V13H180V12L183 11V12H187V13H189V11H190L189 14H192V13H193V10L196 8V5H197V4H200V5H201L202 3L205 2V0H204V2H201V0H199L201 3H200L198 0L196 1V3H195V0H190V1H188V2H187V0H186V3H184L183 0H182V1L179 0V1L171 2V3H170L169 0H164V1H163V0H157ZM202 1H203V0H202ZM207 1L209 2L208 5H211V8H212V9H211L210 7H207V6H206V8H208V9H210V10H214V9H215L214 5L217 6L218 4H222V5L224 6V4H229V5L232 6V12L230 13V12L226 9V10H222L220 13H217V15H214L216 18L213 17V18L210 19V22H212V23L209 25V27H207V29H206L207 31L205 30L204 33H202L201 36L204 37V38L206 37V33H208L209 35H207V37H206V39H205L206 43H204L203 46H202V45L199 46L200 48L197 47L198 50H199V52H198V50H197V56H198L197 60L199 59V60H201V61L198 60L200 65H199L198 67L196 66V67H197L196 69L198 70V69L200 68V70H198V71H197L196 69H195V70H196V73L199 72L200 75H199L198 73H197V74L194 73L195 75H193V76H191V77H188V80L190 79V80H189L190 83H189V81L186 79V80L188 81V83H189V84H188L187 81L183 79V78H185V77H183L184 74H182L181 72L186 71V67H189L188 65H189V63L191 62V58H189L188 56H187V57H183V60H184V61H183L182 63H184V64H183V66H181L182 63H181V65H180V64H179V65L177 64V61H178V59H179V56H177L178 54H176L175 57H176L177 61L175 62V60H174L172 63H171V62L168 63V64H167L168 67L166 66V68H165V70H164V72H163L164 75L166 74V75L168 76V77H167V76L164 77V75H163V78H162V79H164L165 86H167V88H168V89L166 88V91H167V92L164 91V92H166V93L162 92V90H160V92L163 93V94H161L160 92H159V93L157 92L156 86H155V84H154L153 81H152V80H153V76H150V78H149V77H148V78H145L147 81H149V83H147V81H145V79H143V80H142V83H144L145 85L143 84V88H142V86H140V85H142L141 82H140L139 87L142 88V89H140V88H138V89L141 90V91L139 92V90H137L138 92L136 91V92L133 94V93H131L132 91L130 92V90H129V88H128L127 85L130 84L129 81H130V79L132 80V78H133L134 75H132V77L130 78V74H127V75H126V74L124 73V74H123L124 76L122 77V78H123V82H121L122 85H121V84H120V85H117V87L119 86L118 89H117V90L119 91V93H118L119 98H118V99L121 100V102H120L119 100H117V104H115V103H116V102H115L114 105L112 104V105H110V107L108 106V108H107V107H104L103 105H101V102H99V101H94V102H96V103L93 102L94 105H92V104H91L92 106L90 105V107H91V108H90V111H93V113H94V111L96 110V111L98 112V114H97L98 116H99V114L102 115V113H101L100 111H102L103 113H106V112H107V113H108V114H107V115H108L107 117L114 116L115 113H117V110L120 108V106H125V104H127L126 106L130 105L129 103H131L134 99H136V96H135L136 94L139 93V94H138L139 96H143L144 93L142 92V90H147V89H148V91H149V94L152 93V94H151L152 96L150 95V96H151V97H150V96H148V94H147V95H144V97H142V100H143V101L145 100L144 102H146V104L143 102V109H145L146 107L149 106L148 108H146V110H148V112H149V111H152V110H153V111H154V110L157 111V110H158L163 104L168 103L169 100H170V102L172 101L171 98H170V96L172 97V94H171L172 92L170 93V89L172 90V89L174 88V83H173V81H172V79H173L172 76L175 74V69L178 71V75H180L181 82H183L185 89H187V90H185L184 87H183V90H184L185 92L187 91L189 94H192V91H193V92H194V93H193L194 95H196V94H199V95H200L201 93H202V95H203V94L206 95V92H205V91H206L207 89H205L204 87H206V85H207V88H208V87H210V86H213V84H214L215 86L217 85L218 87H220V88H222L223 90L226 91V93H222V94H224L225 96H226V94H227L228 96L230 95V97L234 96V95H235V94H234V91H232V90H233V83H234L233 81H234V80H232L231 78H229L228 74H229V71L232 69V67L234 68V66H236V65H235V62H237V61H239V60H241V61L243 62L244 59L247 57L246 55H245V56H242V55L244 54V50H243V48H242L243 45L240 44V39H239L240 37L237 36V34H238L237 31H238L240 28H242V29L244 28V29H245V28H246L245 25H250V24H251L250 26H251V28H253V29L251 30V32H252L251 34H254L255 37L258 36L257 38H258L259 41L262 40V39L260 38L262 34H259V32H260V33H263V32H264V23H263L264 20L261 19L262 17H263V19H264V15H263V14H264V0H259V1H258V0H252V2H251V1H248V0H243V1H245V2H243L242 0H238V1L233 0V1H236V2H234V3H233V1H231V0H217V1H216V0H207ZM224 1H227L228 3H224ZM229 1H230V2H229ZM241 1L243 2V4H242ZM74 2H75V3H74ZM155 2H156V5H155ZM167 2H168V3H167ZM197 2H198V3H197ZM214 2H215V4H214ZM221 2H223V3H221ZM248 2H249V3H248ZM250 2L253 3V4H257L256 2H258L257 6L260 5V6L258 7V9H259V11H260V10H261V11H260V12L258 11V12H257L255 15H253V16L250 15V14H251L252 10H254V9L256 8V5H255V7H254V5H252ZM260 2H261V3H260ZM143 3H144V2H143ZM145 3H146V2H145ZM145 3H144V4H145ZM181 3H182V5H181ZM183 3H184V4H183ZM191 3H193L194 5L191 4ZM210 3H211V4H210ZM259 3H260V4H259ZM68 4H69V5H68ZM73 4H74L75 6H73ZM138 4H139V3H138ZM144 4H141V5H143V8H144V9H142V7H141V5H140V7L137 6V9H138V10H137V9H136V6H135L136 11H139V12L141 11V12L143 13V12L145 11V6H144ZM158 4H159V5H158ZM169 4H170L171 6H169ZM212 4H213V7H212ZM236 4H237V6H236ZM16 5H17V6H16ZM71 5H72V7H71ZM145 5H146V4H145ZM157 5H158V6H157ZM165 5H166L168 8H166ZM174 5H175L177 8H176ZM177 5H178V6H177ZM203 5H204V4H203ZM205 5H206V4H205ZM240 5H241V6H240ZM261 5L263 6V8L260 9ZM14 6H15V7H14ZM69 6H70V7H69ZM131 6L133 7V4H132V3H131ZM160 6H161L162 8L164 7L165 10H164V9H161ZM173 6H174V7H173ZM190 6H192V7H190ZM243 6H245V7H243ZM247 6H248V7H247ZM251 6H252V7H251ZM13 7H14V8H13ZM67 7H69V9H72V8H73V9H72L73 11H71V12L69 13L68 11H70V10H68ZM75 7H76V8H75ZM159 7H160V8H159ZM188 7H189V9H188ZM204 7H205V6H204ZM241 7H242V9H243L244 12H245V10H246V11L248 10V11L245 12L246 15H244L245 13L243 14L244 16H243L242 18L239 17V16H241L242 14H240L239 16H237V17H239V18H237V17H235L237 14L235 13V16H234L233 13H234L236 10H237V11H242ZM246 7H247V9H244V8H246ZM250 7H251L252 9L249 10ZM129 8H130V5H129ZM139 8H140V10H139ZM172 9H173V10H172ZM191 9H193V10H191ZM9 10H8V12H7L6 10H5V12H4V10H3V11L1 10V11H2V13H4L5 16H6V12L10 14V11H9ZM146 10H147V8H146ZM153 10H154V11H153ZM187 10H188V11H187ZM233 10H234V11H233ZM191 11H192V13H191ZM227 11H228L229 13H228ZM243 11H242V12H243ZM249 11H250V12H249ZM262 11H263V12H262ZM25 12H26V11H25ZM79 12H80V13H79ZM218 12H219V11H218ZM224 12H225V13H224ZM226 12H227L228 14H231L233 17L230 16V15H228ZM72 13H76L77 16H79V18H77L76 14H74V17H73V15L71 16ZM167 13H168V11H167ZM206 13H207V12H206ZM223 13H224V14H223ZM247 13H248L249 15H248ZM14 14H15V15H14ZM37 14H38V15L40 14L41 17H39ZM67 14H68V15H67ZM155 14H153V15L155 16ZM208 14H209V13H208ZM0 15H1V16H0L1 18H0V19H2V17H4V15H2L1 12H0ZM66 15H67V16H66ZM209 15H210V14H209ZM209 15H207V16H209ZM220 15H221V16H220ZM13 16H12V14H10V17H12V18H10V19H13ZM69 16H71V17H69ZM218 16H220V17H218ZM246 16H247V17H246ZM254 16H255V17H254ZM257 16H258V17H257ZM66 17H67V18H66ZM72 17H73V18H72ZM80 17H81V18H80ZM221 17H223V19H222ZM225 17H226V18H225ZM65 18H66L67 20H68V18H69V19H72V20H70L72 23L69 22V21H67ZM126 18H127L128 20H127ZM214 18H215V20H214ZM219 18L222 20V22H221V20H220ZM232 18L234 19L233 22H235V23L237 22V23H236V24H237L236 26H240V25H241V26H245V27H241V26H240V28H239V27L236 28V26H234L235 23L232 22ZM235 18H236V20H235ZM240 18H241L242 20H241ZM244 18L246 19L247 22L244 20ZM253 18H255V20H254ZM73 19H74V20L77 19V20L74 21ZM80 19H82L83 21L80 22V21H81ZM129 19H130V17L128 18V16H125V18H124V22H125V25H124V26H126V27H125L126 29H127V27H128V25H126V23L129 24V22H130ZM259 19L262 20V21H260V24H259ZM63 20H64L65 22H63ZM78 20H80V21H78ZM117 20H118V19H117ZM125 20H127V22H126ZM174 20H176V19H174ZM174 20H173V21H174ZM178 20H179V19H177V20L174 22L175 25L177 24ZM211 20H212V21H211ZM248 20H250V21H248ZM257 20H258V21H257ZM66 21H67V22H66ZM73 21H74V22H73ZM217 21H218V23H217ZM244 21H245L246 23H245ZM116 22H117V23H116ZM179 22H180V21H179ZM215 22H216V25H217V26L214 25ZM62 23H63V24H62ZM68 23H69V24H68ZM76 23H75V24H76ZM79 23H78V25H79ZM119 23H120V22H119ZM193 23H194V22H193ZM213 23H214V24H213ZM228 23H230L231 25L233 24L232 27H231V25L229 26ZM238 23H239V25H238ZM23 24H25V25H22V24H20V25L18 24V25L21 26V27L23 26L22 28H25L26 23H23ZM49 24H50V26H49ZM54 24H55L57 27L54 26ZM65 24H67V25H65ZM114 24H115V25H114ZM116 24H117V25H116ZM170 24H171V23H170ZM178 24H179V23H178ZM187 24H188V25L191 24V27H190V28H193V29H195V30L198 28V25H196L195 23H194V24H192V23H190V24L187 23ZM256 24H257V25H256ZM13 25H14V24H13ZM13 25H12V26H13ZM69 25H70L71 27H70ZM81 25H82V24H81ZM81 25H79V26H81ZM172 25H173V24H172ZM172 25H171V26H172ZM252 25H253L254 27H253ZM65 26H69V27L66 28ZM118 26H119V25H118V21H115V22L113 23V25H112V27H115V29H117ZM129 26H130V24H129ZM210 26H211V27H210ZM42 27H43V28H42ZM130 27H131V26H130ZM160 27L163 28V26H160ZM168 27H169V26H168ZM173 27L175 28L176 26L173 25ZM227 27H228V28H227ZM234 27H235V28H234ZM259 27L262 28V30H261ZM9 28H12V27H9ZM9 28L5 31V34H4L3 32L1 33V34L3 35V37H4V39L2 38V35H0V40H1V39L5 40V39H7L8 37H11V34L13 33V30H12V29H9ZM13 28H14V31L18 28L15 32L18 33L19 35L21 34V29H22V28L17 27V26H15V27H13ZM15 28H16V29H15ZM41 28H42V29H41ZM45 28H46V29H45ZM63 28H65V29H63ZM110 28H111V27H110ZM125 28H124L123 31H125L126 34H127L128 31H129V29L126 30ZM171 28H172V27H171ZM211 28H212V29H211ZM222 28H224V29H222ZM231 28H232V29H231ZM249 28H250V27L248 26V29H249ZM256 28H257V29H256ZM44 29H45V30H44ZM111 29H112V28H111ZM234 29H236V30H234ZM255 29H256V31H258V29H259V31L256 32V34H255V32H254ZM8 30H9L10 32H9ZM11 30H12V32H11ZM19 30H20V31H19ZM37 30H38V29H37ZM43 30H44V31H43ZM220 30H221V31H220ZM231 30H232V31H231ZM233 30H234V32H233ZM240 30H241V29H240ZM17 31H18V32H17ZM208 31H209L210 33H209ZM218 31H219V32H218ZM225 31L228 32V36H233V35L235 34V35H236V36L234 35L235 38H238L239 40L237 39L236 42L226 43L225 45H223V47H222V46H221V47H218V46H217V43H216L212 38H214V37L216 38L217 35L220 36V35H221V32L224 33ZM243 31H244V30H243ZM7 32H8V34H6ZM22 32H23V31H22ZM60 32H59V33H60ZM125 32H123V33H125ZM160 32H161V31H160ZM160 32H158L159 34L157 33V34H158V35H157L158 39H157V37H156V42H155L156 45H153V44H152V45H150V47L147 46V47L151 50V51H150L151 54H152L151 56H155V58H157V57L159 58V57L161 56V53H160L159 51L162 50V49H161V48H162V44H160V42H161L162 40H164V43H165L167 39H168V40H167L168 42H166V43H169V42L172 41V39H171V41H170V38H168L167 36L164 38V36H165L166 33L163 34L162 32H161V33H160ZM10 33H11V34H10ZM39 33H38V34H39ZM46 33H47V32H46ZM46 33H45V34H46ZM63 33H64V32H63ZM63 33H62V34H63ZM121 33H122V32H121ZM249 33H250V32H249ZM128 34H129V33H128ZM128 34H127V37H128ZM161 34H163V35H161ZM214 34H215V35H214ZM230 34H232V35H230ZM239 34H240V32H239ZM210 35H211V36H210ZM254 35H253V36H254ZM5 36H6V37H5ZM198 36H200V35H198ZM212 36H213V37H212ZM259 36H260V37H259ZM263 36H264V34H263ZM263 36H262V37H263ZM173 37H174V36H173ZM208 37H209V39H208ZM211 37H212V38H211ZM217 37H218V36H217ZM215 38H214V39H215ZM3 40H2V41H3ZM7 40H8V39H7ZM157 40H158V41L161 40V41H160V42H157ZM196 40H198V38H197ZM208 41H209V42L211 41V42L209 43ZM237 41H238V42H237ZM123 42H124V41H123ZM123 42H121V43L118 42V43L116 44V45H118L117 48L115 47V46H116V45H115V46L112 48V50L110 49V50H108V52L106 51V55H107V53H110V54L112 53V54H111V57L114 58L113 61H111V60H112V58H111V60H109V62H115V61H117L116 63H117L119 66L122 65L123 68H124V66L127 67L129 63H132V64H130V66H131V65H133V63L136 62V64L139 66V68L142 69V68H141L142 66L140 67L139 63H140L141 65H142V63H144L143 61H142V63H141V60H143L144 57L146 58V54H148V53H147L148 51L146 52V50H145V53H146V54H144L145 56H142V55H141V57H140L139 59L137 58L138 60L135 59V58L132 59L133 57H130V56H131V51H132V49H131L132 46H129L130 42L127 41L129 44H128L127 42H124V43H123ZM119 43H120V44H119ZM158 43H159V44H158ZM166 43H165V44H166ZM253 43L255 44L256 41L254 42V40H253L252 42H250V44H249V46H248V49H246L247 52H248L247 55L250 56L249 59H253V57H255V58H256V61H257V60H258V62L260 61V62H259L260 64H258V63H257V64H258V65H261V64H262V66H257V65H256V68H255V63H256V62H252V63L250 62V63H248L249 65H247L248 67H247L246 69H247V71H249V72H250V71H251V72H252V71L254 72L255 69L258 70V73H257V75H256V79H257V78H258V79L256 80V84L254 85L255 88H256L255 90H252V88H254V87L249 88V90L247 91V92H249V94H248L247 92H245V93L241 96V98H240L241 100L239 99V97H238V100L235 99V101H234V104H235L234 107H235V108H234V109H236V111L233 109L234 111L232 110V112H233V113H239L238 111H241L240 108H243L242 111H241V113L236 114V115L233 114V113H231V114H233V115H232V118H231V114H230V120L232 119V120H231L232 123L230 122L231 124L228 125L229 127L226 126V127H228V128H226V127H224V126H221L220 123H219L218 121H215V119L217 120L218 118H217L216 116L219 115V117H220V115L226 110V109H225V108H226V106H225L226 103H225V102H228V101H227L228 97H227V99H226L225 97H222V98H221L222 95H220V96H219V99L221 100V103H222V104L220 103V105H219V102H220V100H219L218 102H216V105L214 104V105H215V106H214L215 108H212V109H210V106H211V105H208V104L204 103L206 106H208V110H210L209 112L213 111V112H212L213 115H211L209 112H207V108H206V106H204L202 103H201V106H200V110H201V111H205V112H207L208 115L210 114V116H207V117H208V119H210V121H211V123H208V124H202V127H203V125H209V124H210V125H209V127H208V126H207V127L204 126L203 128L201 127V129H203V130H201V131L203 132V134H207V133L209 132L210 135L208 134V136L211 137L210 139H211L212 141H211L210 139H208L207 144H206V143H205V144H201V145L199 144V146H198V145L196 146L195 150L198 151V152H201V151H202V152H201L202 154H203V153H208L209 155L206 154V155H208V157H210V156L212 155L211 157L213 158L214 161H218V160H219V159H218L219 155H217V154H219V153H218V146H220V145H221V142H222V139L219 138L216 134H214L215 130H216L215 133H217L219 130H221L223 133H229V132L232 131V130L230 131V129H233V127H234L235 125H240V126H242V127H244V126H245V127H252V126H256V127H258V126H260L261 122L264 121V114H263V113H264V106H262L264 103H263L262 105H259V106H253V104H252V100L255 98V96H256L257 93H260L261 96H263V98H264V91H263V89H262V88H264V86H263V85H264V83H263V82H264V78H262V77H264V74H263V73H264V72H263L264 70H262V69L264 68V62H263V61H264V47H263V45H262V46L257 45V43H256L255 45H253ZM124 44H125V45H124ZM126 44H127L128 46H127ZM157 44H158L159 47L157 46ZM209 44H210V45H209ZM122 45H123V46H122ZM211 45H212V46H211ZM230 45H231V46H230ZM55 46H56V48H54V49H56V50H54L55 53H57V52H59V51L61 52V50H59V49L57 50V48H61V49H64V50H65V48H66V47H64V46L62 47L61 44H60V45H58V44L56 45V44H55ZM120 46H121L122 48H123V47H125V48L122 49ZM152 46H153V47H152ZM208 46H209V49H210V50L208 49ZM38 47H40V48H38ZM119 47H120V48H119ZM226 47H227V48H226ZM251 47H255V48L258 49V50H257V49H253V50L256 52V54L253 52V50L251 49ZM36 48H37L38 50L40 49V50L42 51V49H41L42 47H41V46H37V45H35L34 48H33V51H34V52H33L32 49H31V50L29 51V53L32 54V52H33L34 55H35L36 51H37V53H38L39 51H38ZM115 48H116V49H115ZM126 48L128 49V50H126V51H127V54H126L125 51H124ZM156 48H157V49H156ZM118 49H121V50L119 51ZM146 49H147V48H146ZM149 49H148V50H149ZM153 49H154V50H153ZM202 49H204V51H203ZM214 49H215V50H214ZM217 49H218V50H217ZM64 50H62V53H64ZM113 50H116V53H117V54L119 53L121 57L118 56L119 54H118V55L115 54V57H114L113 54H114L115 52H112ZM259 50H261L262 52H260ZM41 51H40V52H41ZM56 51H57V52H56ZM109 51H110V52H109ZM123 51H124L125 54L123 53ZM201 51L203 52V54H202ZM225 51H226V52H225ZM227 51H228V52H227ZM235 51H236V52H235ZM249 51H250V52H249ZM257 51H258L259 53H258ZM150 52H149V53H150ZM229 52H231V54H230ZM232 52H233V53H232ZM237 52H238V53H237ZM245 52H246V51H245ZM252 52H253L254 54H253ZM62 53H61V54H62ZM128 53H129V54H128ZM156 53H157V54H156ZM217 53H219V55H220L221 53H223V56H222V57H224V58H221V62H222L221 68L219 67L220 64H219V65H218V64H214L213 66H215L214 68H216V69H214V68L211 66V67H209V69L211 70V73L203 74V73H202V70H204V69H203V66L205 65V62L203 63V60L207 62L206 65L208 66L209 63L211 64V62H210L211 60H209V59H212L213 57L215 58V57L218 55ZM228 53H229V54H228ZM242 53H243V54H242ZM261 53H262V54H261ZM58 54H59V53H58ZM122 54H123V55H122ZM158 54H159V55H158ZM214 54H215V55H214ZM236 54H237V55H236ZM238 54H240L241 56L238 55ZM245 54H246V53H245ZM260 54H261V55H260ZM34 55H33V56H34ZM148 55H149V54H148ZM213 55H214V56H213ZM232 55H233V56H232ZM255 55H256L257 57H256ZM108 56H109V54H108ZM108 56H107V57H104V56H103L104 58H103V57L101 58V62H104L103 59H105V62H108V60H107V59H108ZM206 56H207V57H206ZM212 56H213V57H212ZM239 56H240V57H239ZM45 57H47V56H45ZM122 57H123V58H122ZM177 57H178V58H177ZM180 57H181V56H180ZM210 57H212V58H210ZM231 57H233V58H231ZM244 57H245V58H244ZM261 57H262L263 59H262ZM124 58H125V61H126V62L123 60ZM129 58H130V59H129ZM141 58H143V59H141ZM155 58H154V59H155ZM187 58H188V59H187ZM205 58H206V60H205ZM45 59H46V58H45ZM47 59H49V58L47 57ZM47 59H46V60H47ZM119 59H120V60H119ZM140 59H141V60H140ZM146 59H147V58H146ZM154 59H153V61H154ZM222 59H223V60H222ZM231 59H232V60H231ZM31 60H32V59H31ZM35 60H36V59H35ZM50 60H52V59H50ZM130 60H131V61H130ZM144 60H145V59H144ZM188 60H190V61L187 63ZM207 60H209V61H207ZM227 60H228V61H227ZM247 60H248V59H247ZM247 60H245V61H247ZM253 60H254V59H253ZM253 60H252V61H253ZM32 61H33V60H32ZM48 61H49V60H47V62H46L45 60L43 61V62L45 63L44 66H46V68L49 67ZM52 61H54L53 63H54V65H56V68L58 69L57 72L60 71L59 68H62V67H64V65H65V64H63L62 60H61V62H60V59H54V60H52ZM52 61H49V62L52 63ZM55 61H57V62L60 64V66H59V64L56 63ZM120 61H121V62H120ZM128 61H130V62H128ZM134 61H135V62H134ZM249 61H251V60H249ZM249 61H248V62H249ZM36 62H37V63H36ZM174 62H175V63H174ZM226 62H228V63L226 64ZM34 63H35V64H34ZM51 63H50V64H51ZM119 63H120L121 65H120ZM122 63H124V64H122ZM127 63H128V64H127ZM154 63H156V62H154ZM154 63H153V64H154ZM173 63H174V64H173ZM13 64H17V63H14V62H13ZM29 64H30V65H29ZM31 64L36 68V66H37V64H38V60H37V61H34V62H25V65L31 66V67H29L30 69L27 67L28 70H26V75H25V73H24L25 78H26L27 75H28V74H27L28 71L30 70L29 72H31V71H32L31 68H34ZM186 64H187V65H186ZM190 64H191V63H190ZM252 64H254V67L251 66ZM61 65H62V66H61ZM169 65H170V66H169ZM176 65L178 66V68H176V67H177ZM197 65H198V64H197ZM201 65H202V66H201ZM206 65H205V66H206ZM47 66H48V67H47ZM138 66H137V67H138ZM152 66H153V65H152ZM155 66H156V65H155ZM174 66H175V67H174ZM179 66H181V67L179 68ZM205 66H204V67H205ZM223 66H224V67H223ZM229 66H230V67H229ZM54 67H55V66H54ZM227 67H228V68H227ZM260 67H262V69H261ZM49 68H50V67H49ZM121 68H122V67H121ZM153 68H155V67H153ZM174 68H175V69H174ZM183 68H185V70H184ZM205 68H206V67H205ZM226 68H227V69H226ZM229 68H230V69H229ZM52 69H53V67H52ZM151 69H152V68H151ZM156 69H157V67H156ZM172 69H174V73H173V70H172ZM180 69H182L181 72H180ZM217 69H218V70H217ZM248 69H250V70H248ZM259 69L262 70V74H261L262 76H261V77H260V74H259V73H261V72H260L261 70H259ZM207 70H208V69H207ZM210 70H208L207 72H210ZM212 70H215V72H213ZM14 71H15V70H14ZM52 71H53V70H51V73H52ZM152 71H153L152 73H156V70H153V69H152ZM154 71H155V72H154ZM171 71H172V72H171ZM177 71H176V72H177ZM221 71H222V72H221ZM216 72H218L219 75H218V73H216ZM225 72H226V75H225ZM227 72H228V73H227ZM167 73H168V74H167ZM172 73H173V74H172ZM184 73H185V72H184ZM52 74H53V75L50 74L51 76L49 77V79H50L51 77H53V76H56V75H54V73H52ZM131 74H132V73H131ZM258 74H259V75H258ZM29 75L31 76L30 73H29ZM29 75H28V77H30ZM125 75H126V76H125ZM128 75H129V76H128ZM185 75H186V74H185ZM202 75H203V76H202ZM205 75H206V76H205ZM127 76H128V77H127ZM161 76H162V75H161ZM170 76H171V77H170ZM196 76H197V78H196ZM200 76H202L203 79H202ZM207 76H208V77H207ZM166 77H167V79H169L168 82L171 83V84H173V85L169 84V83L166 81ZM194 77H195V78H194ZM217 77H218V78H217ZM53 78H54L53 80H52V79H50V80H52V81L55 83V82L57 81V80H56V77H53ZM124 78H125V80H124ZM128 78H129V79H128ZM186 78H187V77H186ZM205 78H206V79H205ZM210 78H211V79H210ZM216 78H217V79H216ZM222 78H223V79H222ZM260 78L263 79V82H262V80H261ZM182 79H183V80H182ZM196 79H197V80H196ZM219 79H220V81H218ZM221 79H222V83H220V82H221ZM233 79H234V78H233ZM259 79H260V80H259ZM50 80H49V83L47 82V84H48V87L51 88V91H52L53 86L51 87V84H53V82H52V81L50 82ZM128 80H129V81H128ZM204 80L208 81L207 84H206V81H204ZM126 81H127V82H126ZM143 81H144V82H143ZM170 81H171V82H170ZM185 81H186V82H185ZM196 81H197V82H196ZM198 81H199V82H198ZM229 81H230V83H229ZM260 81H261L262 84H263V85H261V86L258 85V83L261 84ZM201 82H202V83H201ZM211 82H212V84H210ZM218 82H219V83H218ZM226 82H227V83H226ZM232 82H233V83H232ZM257 82H258V83H257ZM128 83H129V84H128ZM151 83H152V84H151ZM166 83H168L169 86H168ZM185 83H186V84H185ZM224 83H225V84H224ZM148 84H149V85L151 84L150 90H149V87L147 88V85H148ZM153 84H154V85H153ZM227 84H229V85H227ZM124 85L127 86V87L125 88ZM152 85H153V86H152ZM188 85H190L192 88H190V86H188ZM200 85H201V88H200ZM208 85H210V86H208ZM256 85L259 86L260 88L257 87ZM203 86H204V87H203ZM222 86H223V87H222ZM144 87H145V89H144ZM152 87H155V88H152ZM171 87H172V88H171ZM188 87H189V88H188ZM229 87H230V88H229ZM261 87H262V88H261ZM120 88H122V89L124 88L125 92L129 91V93L127 92V94H124L125 92L122 91V90H120ZM203 88H204V89H203ZM225 88H226V89H225ZM257 88H258V89H257ZM43 89H44V88H43ZM126 89H127V90H126ZM153 89H155L156 91H154ZM189 89H190V91H189ZM229 89H230V90H229ZM33 90H34V89H33ZM33 90H31L32 92L27 93V95H26V97L28 96L27 98H29V97L32 96V95H35V96H36L37 94H38L37 96L40 95V93H38L40 90H37V89H35V91H33ZM41 90H42V89H41ZM45 90H48V88L46 87ZM45 90L43 91V93L46 92ZM115 90H116V88H115ZM117 90H116V91H117ZM164 90H165V89H164ZM259 90H261V91H259ZM158 91H159V90H158ZM168 91H169V92H168ZM184 91H183V92H184ZM228 91H229V92H228ZM250 91H251V92H250ZM33 92H35V94H32ZM48 92H49V93H48ZM48 92L45 93L46 97H47L48 94H49L48 97L53 96V91H52V93H51V92H50V89H49ZM204 92H205V93H204ZM41 93H42V91H41ZM157 93H158V94H157ZM188 93H187V94H188ZM230 93H231V94H230ZM252 93H254V94L252 95ZM255 93H256V94H255ZM123 94L125 95V97H124ZM130 94H131V95H130ZM160 94H161V96H163V97H161ZM167 94H168L169 100L167 99ZM232 94H234V95H232ZM41 95H42V94H41ZM138 95H137V96H138ZM199 95H198V96H199ZM202 95H201V96H202ZM205 95H204V96H205ZM224 95H223V96H224ZM231 95H232V96H231ZM251 95H252V96H251ZM132 96H133V97H132ZM134 96H135V97H134ZM201 96H199V97H201ZM248 96H249V97L251 96V97H250L251 99H250ZM26 97H25V99H26ZM159 97H160V98H163V99L160 100ZM242 97H243V99H242ZM244 98L247 99L248 101L244 100ZM140 99H141V97H140ZM147 99H148V100H147ZM150 99H151L152 102L150 101ZM201 99L203 100L204 98L201 97ZM201 99H200V101H201ZM224 99H225V100H224ZM122 100H123V101H122ZM186 100H187V98L184 99V97H183V99H181V100H179V101L181 102V104L184 103L185 106H186V105H187V106H188V105H191L192 101L190 100V101H191V102H190V101H186ZM239 100H240L241 102H242V100L245 101V102H244V103H241V102L236 103V102L239 101ZM26 101H27V100H26ZM164 101H165V102H164ZM166 101H168V102H166ZM183 101H185V102H183ZM147 102H148V104H147ZM149 102H150V103H149ZM162 102H163V103H162ZM182 102H183V103H182ZM246 102H247V103H246ZM99 103H100V106L98 105V106H97L98 108H97L96 105L99 104ZM171 103H173V101H172ZM176 103L179 104L178 102H176ZM176 103H175V104H176ZM240 103H241V104H240ZM118 104L120 105L119 107H118ZM150 104H151V105H150ZM168 104H169V103H168ZM175 104H169V105H175ZM181 104H180V105H181ZM236 104H239V105H236ZM249 104H250V105H249ZM251 104H252V105H251ZM260 104H261V103H260ZM145 105H146V106H145ZM153 105H154V107H151V106H153ZM165 105H167V104H165ZM244 105H245V106H244ZM9 106H10V107H9ZM9 106H7V105H6V106H3V107H2V105L0 106V110H1V109L4 110V111L1 110V112H0V122H2V123L4 124V121H5L4 119L7 117L6 120H8L9 117H11L13 113H14V115H17V118H22V119H24V115H23L22 117L19 116V115H22V112H20V111L16 108L18 105H15V106H14V105H9ZM12 106H13V107H12ZM158 106H160V107H158ZM181 106H183V105H181ZM224 106H225V107H224ZM236 106H237V107H236ZM242 106H243V107H242ZM95 107H96V108H95ZM100 107H102V108H100ZM112 107H113V108H112ZM218 107H219V108H218ZM244 107H245V108H244ZM251 107H253V108H254V107H255V108H259V110H258V109L255 110V111H257L256 114L253 113L254 111H252V110H254L255 108H254V109H249V108H251ZM93 108H94V109H93ZM103 108H104V109H103ZM110 108H111V109H110ZM217 108H218V109H217ZM260 108H261V110H260ZM8 109H9V111H7ZM10 109H13V110H10ZM40 109H41V107H40ZM55 109H56V108H55ZM92 109H93V110H92ZM102 109H103V110H102ZM222 109H223V110H222ZM245 109H246V110H245ZM43 110H44V109L39 110V111H40V112H39L40 114L38 113V116H36V117H37V119L40 118V119H39V120H40L39 122H42V123H41V124H42V130H41V131L44 132V134L41 132V134H42L41 139L43 138L42 140H43V141H46L45 137L48 138V136H49V134H50V131H49L50 129L48 128V126H47L46 123L50 124V123H49V120L51 121V120L53 119V120L56 121V123H57L58 126H61L62 124H61L60 122H62V121L58 120L59 118L56 119V117H54V116H58V115H56L57 112H56V114H54L53 112L51 113L50 111H45V110H47V109H45L44 111H43ZM50 110H51V109H50ZM215 110H216V111H215ZM221 110H222V111H221ZM10 111H11V112H10ZM42 111H43V112H42ZM110 111H112V112L115 111V112L112 113V112H110ZM143 111H144V110H143ZM220 111H221V112H220ZM249 111H250V112H249ZM259 111H260V112H259ZM262 111H263V112H262ZM2 112H4V113H2ZM41 112L43 113V115L41 114ZM49 112H50L51 114H50ZM99 112H100V113H99ZM218 112H219V113H218ZM261 112H262V113H261ZM7 113H8L9 115H8ZM17 113H18V114H17ZM247 113H248V114H247ZM250 113H251V114H250ZM257 113H258V114H257ZM259 113H261L262 115H261V116H258ZM53 114H54V115H53ZM144 114H147V111H145ZM240 114H245V116H244V115H240ZM7 115H8V116H7ZM94 115H96V114L94 113ZM250 115H251V116H250ZM47 116H48L49 119L47 118ZM52 116H53V117H52ZM104 116H106V114H103V116H101V117H104ZM221 116H222V115H221ZM237 116H239V117L237 118ZM2 117H4V118H2ZM211 117H212L213 119H212ZM214 117H215V119H214ZM243 117H244L245 119H244ZM255 117H256L257 119H258V117H259V119H258L257 121H253V122H252V120H253L252 118H255ZM261 117H262V118H261ZM81 118H82V121H87L86 118H85L86 120H83V119H84L83 117H81ZM105 118H106V117H105ZM136 118H138V117H136ZM236 118H237V119H240V118L242 119V118H243L244 121H246V122L248 121L247 126H246V122H244L243 119H242V121H241V120H236ZM246 118H247V119H246ZM42 119H43V120H42ZM233 119H234L235 121H234ZM251 119H252V120H251ZM1 120H3V121H1ZM44 120H45V121H44ZM78 120H79V119H78ZM212 120H213V121H212ZM46 121H47V122H46ZM57 121H58V122H57ZM82 121H81V119H80V123H81V125H83V128H84L85 123H88L89 120H88L87 122H85V123L82 122ZM158 121L162 122L161 120L158 119L157 122H156V123H158V124L160 123V122H158ZM238 121H239V123H237ZM5 122H6V121H5ZM233 122H235V123H233ZM241 122H242V124H241ZM58 123H60L61 125H59ZM83 123H84V124H83ZM45 124H46V125H45ZM78 124H79V122H78ZM78 124H77L76 126H77V127L79 126V128H80L81 125H80V124L78 125ZM253 124H254V125H253ZM72 125H73V126H71V127L73 128V127H74V124H72ZM216 125H217L218 128L216 127ZM219 126H220V128H219ZM230 126H231V127H230ZM45 127L47 128V131H48L47 134H46V129H45ZM221 127H222V128H221ZM2 128H4V129H1V132H2V134L4 135V131H3V130H5L6 127L3 126ZM81 128H82V127H81ZM224 128H226V129H225V132H224V130H223ZM253 128H255V127H253ZM129 130H130V129H128V131H129ZM1 132H0V135H1ZM95 132H96V131H93V132L90 131V133L94 134V135H91L93 138H91L90 141L88 140V139H89V136H90V133H89V134L87 135V136H88V139L86 140L87 143H86V142L84 143V144H86V146H89V147L86 148L87 150H88V148H92V151H93V150L95 151V153H94L95 156H99V157H98V160H96L97 158L94 157L95 159H93V161H92L93 163H92L91 161L88 162V163H90V167H91V166L94 167V165L96 166V164H97V166L104 164V163L106 162V160H105V159H106V155H107L106 152H108V151H106L105 153H104L103 151H102L103 153H102V152H100V153L97 152V151H99V150H98V148H99L98 143H100V142L98 141V138H97V135H96ZM99 132H100V130H99ZM99 132H98V135H99ZM142 132H143V131H141V134L139 133V137H140L141 140L143 139L142 137H144V135H143V136H140V135L143 134ZM204 132H205V133H204ZM100 134H102V133L100 132ZM79 135H81V133H79ZM263 135H264V134H263ZM94 136H95L96 138H94ZM186 136H187V135H186V133H185L184 136H183V137H185V138H183L185 143H186L185 139H187ZM206 136H207V135H206ZM244 136L247 138L248 141L245 140L246 138H245ZM244 136H241V137L243 138V140H241V142L244 141V142H242V143H243V145H245V147H242V146H241L242 143H241L240 141H238L239 143H241V145H239L238 142H237L236 144H234V147H235L234 150L237 151L238 148H239V149H240V148H243V149L245 150V148H246V149H249L250 151L247 150V151H246L247 153L245 154V156H243V155H242V156H235V158H234V160H233L234 163L231 162L232 160H230V161H228V162L226 161V163L222 166V168L225 167L224 169H221V167H217V168L214 170V172L217 174V177H216V174H215V173L212 174V175L215 176V178H214V176H212L211 174L207 176V174H205V173L203 172V170H204L203 168H204L205 165H202V164H203L202 161L204 162V164H206V163L208 162V161H207V158H208V157L206 158V161H205V159H203V160H200V159H199L200 161L198 160V161L196 162L195 166H194V167H196L197 170L200 169V171H196V170H194V171H196V172H193V173H197L198 176L200 175V177H205V178H206V177L208 178V177L211 176L210 178H212V179H209V178H208V181H209V182L211 181V183H216L214 186H212L213 184L211 185V184L209 183L210 185L208 186V188H207V190H206V195L209 193V194L206 196L208 199H207L206 197H205V199H207V200L204 199V201L206 202V204H205V203H204V204L201 203V205H202V206L204 205L205 208H206V207H209V205H211L210 207L212 208V215H213V217H216V216L220 215V213H221V212L219 211L220 209L218 208L219 206L217 207V206L215 205V206L212 207V205H214V204H213L214 200H216L217 198H218V200H219V197H221V196L223 197L224 195H227V194H228V196H232V194L234 195V193H233V192H234L233 189H235L234 187H236L237 183H239L240 177H241V179H242V176H244V175L247 174V173L245 174V173H243V172H246V171L249 172L247 169H251V168H252V170L254 169L253 167L255 166V164H252V165H251L250 162H251L252 160L249 159V155L252 154L251 149H252L253 152H254V153H253L254 155L252 154V156H257V157H258V156H260L261 154L264 153V147H263V146H264V140H263V139H264V136H261V138H260L259 140H255V141H254L252 138L250 139V137L248 138V136H246V135H244ZM78 137H80V136H78ZM139 137L135 139V142H137V143L140 144V143H141V142H140L141 140L139 139ZM209 137H208V138H209ZM262 137H263V138H262ZM44 139H45V140H44ZM76 139L79 140V139L77 138V136H76ZM92 139H95V141H94V140L92 141ZM96 139H97L98 142L96 141ZM137 139H138V141H136ZM172 139H173V138H172ZM249 139H250V141H249ZM139 140H140V141H139ZM209 140H210V141H209ZM88 141H89V142H88ZM187 141H188V139H187ZM219 141H220V142H219ZM90 142H91V143H90ZM211 142H213V143H211ZM247 142H248V143H247ZM255 142H256V144H257L259 150H260V152L257 151V152H259L258 154H257V152L255 151V150H258V149L255 148L256 146H254V147H253V146H250V145H252V143H255ZM259 142H261V144H260ZM262 142H263V144H262ZM93 143H94V145H92ZM96 143H97V145H96ZM216 143H217V145H214V144H216ZM244 143H247L248 145H249V144H250V145H249V146H246V144H244ZM89 144H90V145H89ZM209 144H210V145H209ZM237 144H238V145H237ZM256 144H255V145H256ZM258 144H259V145H258ZM33 145H34V144H33ZM36 145H37V144L35 143V146H34L35 150H37V148L40 147L39 145H37V146H36ZM79 145H80V144H79ZM79 145H78V146H79ZM95 145H96V146H95ZM173 145H175V147H180V146L178 145V142H174ZM176 145H178V146H176ZM180 145H181V144H180ZM202 145H203V147H201ZM211 145H212V146H211ZM181 146H182V145H181ZM210 146H211V147H210ZM236 146H237V147H236ZM239 146H240V147H239ZM82 147L85 148V146L82 144V145H80V147L77 148V150H75V151H77V152H78V151H79V152L83 151V150H80V148L83 149ZM94 147H96V148H94ZM247 147H248V148H247ZM260 147H261V148H260ZM113 148H114V146H113ZM213 148H214V149H213ZM216 148H217V149H216ZM75 149H76V147H75ZM86 149H85V150H86ZM120 149H121V151H119V152H121L122 154L120 153V156L117 157L116 160H118V161H117L118 163H120V162L123 163L122 159L127 158V157L129 156V154H128V150H127V148H126V150H125V148H124V149L120 148ZM182 149H183V147H182ZM205 149H206V150H205ZM208 149H211V151H209ZM212 149H213V151H212ZM156 150H157V149H156ZM207 150H208V151H207ZM215 150L217 151V153H215V152H216ZM75 151H74V152H75ZM185 151H186V149H185ZM74 152H73V153H74ZM77 152H76V153H77ZM126 152H127V153H126ZM186 152H188L187 154H189V155H192V154H193L190 150H188V151H186ZM190 152H191V153H190ZM249 152H250L251 154H250ZM46 153H48V154H45V156H48L49 159L55 158L54 153H53L52 151H48V152H46ZM52 153H53V155H52ZM76 153L73 154V155L75 156ZM96 153H97V155H96ZM213 153H215L216 155H213ZM100 154H101V156L104 157L105 159L103 158V160H101L102 157L100 156ZM127 154H128V155H127ZM256 154H257V155H256ZM121 155H122V156H121ZM166 155H167V154H166ZM166 155H163V157H162L161 159L159 158L160 155H157V157H155V158H157V161H158V158H159V161H158L159 164H158V163H154L155 165H157L156 167H157V168L159 167V168H158V170H157V168L155 167V169H156L155 173H154V174H151V178H152V179L149 178L147 181H145L148 185H147L145 182H141V183H143V185H142L139 181H138L139 184H137L138 182H136V180L133 179L134 177H133L132 175H129V174H128L129 176L124 175V176H123L124 178H123L121 175L118 176V177H119V178L121 177L120 179H127V177H128L129 180L132 179L129 183H131V182L134 180L135 182L133 181L132 183H135V186L138 187V188H142V189H143V187L145 188L146 186H148L149 188L147 187V188H145V189H148L147 191H149V189L154 188L153 186H154V183H155V180H156V179H157V180H161V181H162V180H165L166 175H165L164 173H162V171H163V169H162L163 167H162V166H164V163H165L166 161H168V163L177 162V160H178V162H181L182 157H179V156H178V157L176 158V156H174V155H171V156H170V155H167V156H169V157H167ZM263 155H264V154H263ZM51 156H52V158H51ZM164 156H166V157L164 158ZM172 156H173V158L170 159ZM214 156H215V157H214ZM217 156H218V157H217ZM261 156H262V155H261ZM160 157H161V156H160ZM238 157H239V159H238ZM245 157L247 158V160H246ZM119 158H122L121 161L119 160ZM163 158H164L165 160H164ZM99 159H100V160H99ZM128 159H129V158H127V160H128ZM243 159H244V160H243ZM174 160H175V161H174ZM182 160H183V159H182ZM242 160H243V161H247V162H246L245 164H244V163L242 164V162H243ZM248 160H249V161H248ZM256 160H257V159H256ZM102 161H104V162H102ZM124 161H126V159H125ZM157 161H156V162H157ZM163 161H165V162H163ZM248 162H249V163H248ZM252 162H253V161H252ZM64 163H65L64 165L61 164L60 167H59V170H61V172H62V169H65V170H66V169H67V166H69L70 163L72 164V160H71V162L69 161V162L67 163V161H65ZM91 163H92V164H91ZM124 163H125V162H124ZM162 163H163V164H162ZM236 163H237V165H236ZM67 164H68V165H67ZM227 164H229V165H227ZM230 164H231V165H230ZM241 164H242V165H241ZM246 164H248V165H246ZM30 165H31L30 167H34L33 170L35 169L36 172L38 173V174H37L35 171L32 172V169H31V173H32L31 175L33 176L34 173H36L35 175L37 176V177H36V176L32 177L33 179H35V180H33V181L37 182V181H38V180H36L37 178H39V181H40L41 178L43 179V177H41V176H45V178H46L48 175H50V178H52V175H53V177H54V174H52V173H51L50 171H48L47 169H46V170L43 169V171H42L40 168H38L39 165L37 164V161H34L33 163H30ZM34 165H36V166H34ZM234 165H235V167H234ZM200 166H203V168L200 167ZM243 166H246L245 169H246V168H247V169L244 170V167H243ZM35 167L38 168V169H36ZM236 167H237V168H236ZM241 167H242L243 169H241ZM219 169H220V170H219ZM226 169H227V170H226ZM229 169H230V171H229ZM236 169H237V170H236ZM65 170H64L63 172H67V171H65ZM159 170H160L161 174H160V172H157V171H159ZM201 170H202V171H201ZM216 170H217V171H216ZM218 170H219V171H218ZM222 170H223L224 172H223ZM238 170H242V171H239V172H238ZM243 170H244V171H243ZM46 171H47V172H46ZM221 171H222V172H221ZM227 171H229V172H231V173H232V172L234 173V171H235V173H236L235 175H237V176H235V178H234V174H233V173H232L233 175H232L231 173L228 174ZM45 172H46V173H45ZM61 172H60V171H57L55 177H56L58 180H61V178H63L61 181H64L65 184H66V182H67V186H69V185H70V184L68 183V182H69V181H68L69 178L66 177V176L64 175L63 172H62L63 174H61ZM219 172H221V173H220V176L218 175ZM241 172L243 173L242 175H241ZM53 173H54V172H53ZM193 173H192V174H193ZM200 173H201V174H200ZM225 173H227V174L224 175ZM238 173H239L240 175H239ZM157 174H160L161 176H158ZM187 174H189V175H187ZM62 175H63V176H62ZM82 175H83V176H82ZM91 175H93V174H90V173H89V174H87V175H86V174H81V175L77 174V175H73L72 177H73L74 180L72 179V181H76V182L81 183V184L85 181L83 184H86V180H87V181H91L90 178H93V176L90 177ZM97 175H100V176H97ZM97 175H95L97 178L94 176V180H95V182H96L97 184H98V183H99V184H102L101 181L110 182V181L112 180V175H109V176H111L110 178H109L108 174H107V176H105L106 174L103 175V174H101V173H98ZM101 175H102V176H101ZM155 175H156V176H155ZM164 175H165V176H164ZM183 175H184V172L181 174V176H182L183 179H185V178H187V177L190 178V177L192 176V175H191V172H190V173L185 172V175H184V176H183ZM190 175H191V176H190ZM202 175H203V176H202ZM223 175H224V176H223ZM186 176H187V177H186ZM40 177H41V178H40ZM225 177H226V178H225ZM232 177H233V178H232ZM236 177H237V178H236ZM48 178H49V177H48ZM86 178H87V179H86ZM154 178H155V179H154ZM188 178H187V179H188ZM207 178H206V179H207ZM224 178H225V179H224ZM230 178H231V179H230ZM80 179H82V180H80ZM83 179H85V180H83ZM97 179H98L99 181H96ZM108 179H109V180L111 179V180L109 181ZM128 179H127V180H128ZM166 179H167V178H166ZM187 179H186V180H187ZM222 179H224V180H222ZM92 180H93V179H92ZM100 180H101V181H100ZM106 180H107V181H106ZM228 180H230V181H228ZM234 180H235V181H234ZM122 181H123V180H121V183H123ZM124 181H126V180H124ZM140 181H141V180H140ZM148 181H150V182H152V183L154 182L153 185H152V183H150V182H148ZM119 182H120V181H119ZM127 182H128V181H127ZM227 182H228V184H227ZM0 183L3 184V182H0ZM17 183H18V182H17ZM88 183H89V182H88ZM103 183H104V182H103ZM124 183L127 184L126 182H124ZM195 183H196V184H199L198 182H195ZM234 183H235V184H234ZM246 183L248 184V186H246V185H247ZM246 183H244V185H243V186L245 187V188H244L245 190H240V189H238V192H236V196L234 195L233 197H236V198H237V195H238V197H239L240 195H242V196L244 195V196H243V197L241 196V198H238V199H239V201H238V199H237L238 202H237V201H234V202H233L232 204H230L229 206H226L225 209H226V210H227L228 208H229V209L227 210L228 212L224 214V217H223V219H222V220L224 221V222L222 221L224 224H229V225H227V226L232 225V226H233V229H234V227H235V229H234V231H233V234H229V233H227V234L231 235L229 238H228V236L225 234L224 239L222 240V244H220L221 246H220V245L217 246V250H216V248L213 249V248L211 247V246H213L215 243L218 242V240H216V238H214V237H211L210 240H206V238H205V241L203 242V243H205V244H203L202 247H201L202 250H201L200 248H198V250H197V249H195V240H194V238L192 237V238H193V239H192L189 235H188V236H189L190 238L186 236V239H187V240H186L185 238H183V240H182V244H181V247H182V249H183V252H185L187 249H189V252H190V254H191V255H190V259L187 261L186 264H190V262H191V264H198V263H200V264H204L205 261L208 262V263H206V264H211V263H212V264H218L219 262H220L219 264H228V262H229V264H233V262H235L234 264H237V263H238V264H247V263H248V264H249V263L252 264V263L254 262V258H253L254 255H256V254L259 253V252H260L259 254L261 255V259L263 260V261H262V264L264 263V256H263V255H264V248H263V247H264V245H263V244H264V230H263V229H264V217H263V214H264V206H262V208H261L259 211H257V212H259V213H257V212H256V213L249 212V210L251 209V207H253L254 205L257 206V203H256V202L259 201V199H260V200L262 199L261 202H264V199H263V198H264V187L262 186V185L264 184V181L261 180V181L257 182L256 184L258 185V187H257V185L254 184V183H253L254 185L252 184V186H251V183H252V182H251V183L246 182ZM258 183H260V185H259ZM261 183H262V184H261ZM14 184H16V183H14ZM14 184H13V185H14ZM19 184H20L21 187L23 186V185H21V183H19ZM19 184H16V186H18V188H19ZM22 184H23V183H22ZM136 184H137V185H136ZM145 184H146V185H145ZM149 184L152 185V187H150ZM196 184L194 185V188H193L194 191H195V188L199 186V185L196 186ZM230 184H232V185H230ZM249 184H250V187H251V188L249 187ZM72 185H73V184H72ZM72 185H71V187H70V189L72 190L70 193H68V194L65 193V194H64V192H62L61 194L64 195L65 197H67V198H69V197H70V198H71V197H74L76 193H78V194L80 193V194H82V195H83V193H84V196H87V195H88L89 197H91L92 194H93L92 197H94V196H96V195L98 196V193H94V192H99V191H100V190H97V191L95 190V191H93V192H91V191H90V192L86 191V192L88 193V194H87V193L85 192V190H82L80 187H79V189H76L75 187L72 188ZM138 185H139V186H138ZM144 185H145V186H144ZM229 185H230V186H229ZM255 185H256V186H255ZM24 186H25V185H24ZM142 186H143V187H142ZM195 186H196V187H195ZM215 186H217L218 188L215 187ZM232 186H233V187H232ZM253 186H254V188H253ZM260 186H261V187H260ZM169 187H170V188H169ZM219 187H220V188L222 187V188L220 189ZM229 187H230V188H229ZM231 187H232V188H231ZM77 188H78V187H77ZM172 188H173V190H172ZM172 188H171V186H168V189H167V187H165V188L163 189L164 191L162 190V191H161L162 193L159 194L160 198H161V196L163 197V196L166 194L167 197L171 200L172 197L174 198L175 194L178 195V196H180V197H181V195H183V194H181L180 191L178 190V187L173 186ZM174 188H175V189H174ZM212 188H214V190H216L217 193H216L214 190H212ZM223 188H225V189H223ZM242 188H243V187H242ZM247 188H248V189H247ZM255 188H257V189L259 188V189L262 190V191H259V190L256 191ZM179 189H180V188H179ZM226 189H230L231 191H230V190L225 191ZM76 190H78V191H76ZM174 190H176V191H174ZM182 190H183V189H181V191H182ZM184 190H185V189H184ZM184 190H183V193L185 194L186 190H185V191H184ZM190 190H192V189H190ZM190 190L187 188V192H189ZM236 190H237V189H236ZM239 190L242 191L243 194H242V192H241L240 194H238V193H239ZM246 190H247V192H246ZM81 191H83V192H81ZM150 191L152 192V190H150ZM218 191H220L221 193H220V192L218 193ZM222 191H223V192H222ZM224 191H225V192H224ZM228 191H229V192H228ZM244 191H245L246 194L248 195L247 198H246L247 195L245 196ZM248 191H249V192H248ZM250 191H252V192H254V193H251ZM164 192H165V193H164ZM178 192H179V194H181V195L177 194ZM207 192H208V193H207ZM227 192H228V193H227ZM262 192H263V193H262ZM71 193H72V196H68V195H71ZM99 193H100V192H99ZM172 193H173V194H172ZM174 193H175V194H174ZM190 193H191V194H190ZM190 193H189V194L187 193V194L189 195L188 199H189V198H192L191 200L194 201V204L192 203L193 201H188V200L186 199L189 203L192 204V205L190 204L188 208H175L176 210H174V208H173V209L170 210L171 213L174 212V213H172V214L169 213V212H167L168 209H169V208H168L167 210L165 209L166 211L162 212V213L165 214V217H166L165 219L162 218V217H158L159 219L156 218V219H157V220H156V223L159 222V220H160V222L157 223L156 225H159V227H160L161 229H162V228H163V229H162L161 231H158V229H157V232H158L157 234L155 233L156 231L150 233V234H153V235H151V237L153 236V238L150 239V241L152 242V244H153V241H152L153 239H154V241H155V240H156V241H162V240L168 238V230L170 229V225L173 226V227H176V228L182 227V225H183L182 229H184V231H185V230H187L188 232H189V231H193V229L195 228V226H192V225H195L196 222H195V217H194L192 214H194V212L196 211V208L200 206V204L198 203L199 206H197L196 208H194L196 205H198L197 202L200 201V200H198V197L195 198V196H196V195H195L196 191H195V193H194L193 191H190ZM223 193H225V194L223 195ZM230 193H231V195H230ZM248 193H249V194H248ZM256 193H257V194H256ZM50 194H51V193H50ZM95 194H96V195H95ZM192 194H193L194 196H193ZM197 194H198V192H197ZM211 194H212V195H211ZM217 194H219V195L222 194V195L219 196V195H217ZM258 194H260L261 197H259ZM90 195H91V196H90ZM148 195H149V194H148ZM185 195H186V194H185ZM185 195H184V196H185ZM50 196H51V195H50ZM151 196H152V195H150L149 197L146 196V201H147V202H146V201L143 202V199L145 198L144 196H143V199H142V196H139L140 198L138 197L137 200H139V199L142 200L141 202L138 201V204H139V205H138V204L136 205L137 207L139 206V208H137V207L135 206L134 208H130V209H129L130 211H129L128 209H127V210L125 209L126 211L123 210L125 214H126V212H127V215H126L125 218L127 219L128 216H129V218H130V216H131L132 221L135 222V223L133 224L132 221L130 220L131 218H130V219H129V218L127 219V228L130 227V228H128V229L126 228V232H127L128 234H130L129 232H131V231L134 232V230L136 229V227H138V228H139V226L142 227V226L144 225L143 221L146 222V220H144V218H145L146 216H144V214H143V215H140V214H142V213H140V212H142L143 210H144V211H145V210H147V211H148V210H152V208H154V207H151V206H155V205H154L155 202H154V200H152L154 197H153V196L151 197ZM184 196H182V197H184ZM47 197H48V196H47ZM98 197H100V194H99ZM98 197H97V200H99ZM109 197H110V198H109ZM109 197H108V202L110 201L109 204H112V203H115V202H114V199L117 201V200L121 197V194H118V195L115 194V196H114V195H111V196H109ZM112 197H113V198H112ZM176 197H177V196H176ZM185 197H186V196H185ZM210 197H211V198H210ZM216 197H217V198H216ZM222 197H221V198H222ZM244 197H245V198H244ZM111 198H112V199H111ZM117 198H118V199H117ZM147 198H149V199L147 200ZM150 198H151L152 201H150ZM158 198H159V197H158ZM158 198H155V201H156V199H158ZM165 198H166V196H165ZM165 198L163 197L162 199L165 200ZM248 198H249L250 200H248ZM254 198H255L256 200H255ZM162 199H161V200H162ZM166 199H167V198H166ZM184 199H185V198H184ZM212 199H213V201H212ZM189 200H190V199H189ZM196 200H197V201H196ZM247 200H248V202L251 201V203H248ZM252 200H253L254 202H253ZM112 201H113V202H112ZM148 201H149V202H148ZM195 201H196V202H195ZM208 201H209L210 204L208 203ZM216 201H217V200H216ZM111 202H112V203H111ZM150 202H151V203H150ZM152 202H154V203H152ZM164 202L166 203V201H164ZM168 202H169V200H168ZM211 202H212V203H211ZM240 202L243 203V204H241ZM259 202H260V201H259ZM261 202H260V203H261ZM147 203L151 204V206H150L151 208L148 207L149 204H147ZM247 203H248V204H251V206H250V205H247ZM260 203H259V204H260ZM140 204H141V205H140ZM142 204H144V205L142 206ZM156 204H157V203H156ZM215 204H216V202H215ZM259 204H258V205H259ZM38 205H39V204H37L36 206L38 207ZM233 205H234V207H233ZM242 205L244 206V209H242V208H243ZM246 205H247V206H246ZM261 205H263V204H261ZM156 206H157V205H156ZM192 206H194V207H192ZM202 206H200V207H202ZM249 206H250V207H249ZM259 206H260V205H259ZM145 207H146V208H145ZM200 207H199V208H200ZM235 207H236L237 211H236ZM148 208H149V209H148ZM155 208H156V207H155ZM192 208H193V209H192ZM132 209H133V210H132ZM137 209H139V210H137ZM187 209H188V211H187ZM191 209L194 210L193 213H192V210H191ZM207 209H208V208H207ZM214 209H215L216 211L213 212ZM240 209H241V210H240ZM37 210H38V209H37ZM180 210H181L182 212H181ZM184 210H186V211H184ZM189 210H190V212H189ZM200 210H201V213H202V214H200V215H201L200 218L202 217L201 219H205V221H206V219L209 220V219L213 218L211 215H210L211 218H210V217H209V218H206V217H208V215H207L205 212L208 213L210 210H209V211H206V209H203V208L200 209ZM138 211H140V212H138ZM204 211H205V212H204ZM218 211H219L220 213H219ZM244 211L247 212L248 214H247L246 217H245L246 219L243 220L240 216H241V214H244ZM12 212H13L14 214H12ZM24 212H25V211H24ZM32 212H33V211H27V212H25V214H26V213H27V214L30 213V214L33 215ZM37 212H38V211H36V208H35L34 216H36V217H37V214H38ZM165 212H167L168 215H167V213H165ZM177 212H179L181 216H180ZM187 212H188V213H187ZM215 212H218L219 214H218V213H215ZM122 213H123V212H122ZM124 213H123L122 215H124ZM135 213H136V214H135ZM143 213H144V212H143ZM162 213H160L159 215L162 216ZM175 213H177L176 215H179V217H176V215H175V217H176L177 219L174 217V214H175ZM181 213H182V214H181ZM195 213H196V212H195ZM210 213H211V212H210ZM261 213H263V214H261ZM7 214H8L9 216H8ZM35 214H36V215H35ZM208 214H209V213H208ZM232 214H233L234 216H232ZM4 215H5V213H0V216H1V217H0V220H2L3 222L6 220L7 216H8L7 219L14 220L15 217H16V212H15V211H11V212L6 213L5 216H4ZM166 215H167V216H166ZM225 215H226V216H225ZM258 215H260L261 217H260V216L258 217ZM124 216H125V215H124ZM124 216H123V217H124ZM138 216H140V217L138 218ZM141 216H142V217L144 216V217L142 218ZM184 216L189 217V219H190L189 221H190V222L187 221V222L182 223L181 221H183V220L185 221L184 218H186V217H184ZM195 216H196V215H195ZM230 216H231L232 218H231ZM2 217H4V218L1 219ZM5 217H6V218H5ZM163 217H164V215H163ZM192 217H193V219H192ZM141 218H142L143 220H142ZM169 218H171V219H169ZM134 219H136L137 221H140V220H138V219H141L142 222H141V221H140V222H137V221H135ZM145 219H146V218H145ZM163 219H164V220H163ZM175 219H176L177 221H178V220H181V221L179 222L180 224H178V222H177ZM182 219H183V220H182ZM196 219H197V217H196ZM10 220H9V221H10ZM19 220H20V219H19ZM128 220H130V221L128 222ZM153 220H154V219H153ZM162 220H163V221H162ZM166 220H167V221H166ZM171 220L174 221V222H171ZM227 220H228V221H227ZM234 220H235L236 222H235ZM253 220H254V221H253ZM256 220H257V221H256ZM259 220H260V221H259ZM9 221H8V222H9ZM23 221H24V220L21 219L20 222L18 221V223H21V222H23ZM97 221H98V222H97ZM97 221H96V224H95V228H94V226H92V227H93V229H95V230H96V227L98 228V230H101V229L103 228L101 222H103V221H99V220H97ZM175 221H176V222H175ZM202 221H204V220H202ZM99 222H100V223H99ZM165 222H166V224H165ZM240 222H241V223H240ZM254 222H255V223H254ZM0 223H2V222L0 221ZM6 223H7V222H6ZM6 223L4 222V223H2V224L7 226ZM142 223H143V224H142ZM152 223L154 224L155 222H152ZM168 223H169V225H168ZM176 223H177L178 225H177ZM187 223H188V224H187ZM237 223H238V224H237ZM242 223H243V224H242ZM135 224H136V225H135ZM138 224H140V225L138 226ZM163 224L165 225V230H164V225H163ZM181 224H182V225H181ZM245 224H247V227H248V225H249V228H250V229L247 228V227L245 226ZM256 224H257V225H256ZM141 225H142V226H141ZM154 225H155V224H154ZM156 225H155V227H156ZM161 225H163V226L161 227ZM188 225H189V226H188ZM254 225H256V226H254ZM134 226H135V227H134ZM167 226H169V227H168L169 229L167 228ZM240 226H243V227L245 226L246 228H245V227H244V228H245L248 232L246 231V233H245V231H244L245 234H244V233H243V234H242V233H239V227H240ZM82 227H83V228H89L90 226H88V225H86V224H83ZM92 227H91V228H92ZM101 227H102V228H101ZM133 227H134V228H133ZM159 227L157 226V228H159ZM185 227H186V229H185ZM257 227H258V228H257ZM237 228H238V230H236ZM129 229H130V231H127V230H129ZM132 229H133V230H132ZM167 229H168V230H167ZM259 229H260V230H259ZM7 230H8V229H7ZM9 230H10V229H9ZM98 230H97V231H98ZM154 230H155V229H154ZM250 230H251V231H250ZM257 230H259V231L257 232ZM261 230H262V231H261ZM67 231H68V230H66V232H67ZM10 232H12V230L7 231V233H10ZM251 232H252V233L255 232V233L252 234V235H250ZM127 233H126V234H127ZM159 233H160V234H159ZM185 233H187V232H185ZM260 233H262V234H260ZM128 234H127V237H128ZM166 234H167V235H166ZM67 235H68V233H67ZM67 235H66V233H65V237H66ZM185 235H186V234H185ZM241 235H242V236H241ZM256 235H257V236H256ZM261 235H262V236H261ZM162 236H163V237H164V236H167V237L163 238ZM65 237H64V235H63V238H65ZM67 237H68V236H67ZM231 237H232L234 240H233ZM247 237H248V238H247ZM254 237H255V238H254ZM239 238H240V240H239ZM252 238H253V240H252ZM262 238H263V239H262ZM158 239H159V240H158ZM104 240H105V239H104ZM104 240H103V243H104ZM193 240H194V241H193ZM226 240H227V241H226ZM247 240L251 241V243L248 242ZM258 241H259V242H258ZM163 242H164V241H163ZM163 242H161V243L163 244ZM189 242H190V243H189ZM201 242H202V241H201ZM211 242H213V243H211ZM238 242H240L241 244L238 243ZM252 242H253V243H252ZM159 243H160V242H159ZM165 243H166V240H165ZM188 243H189L190 245H189ZM218 243H219V242H218ZM220 243H221V242H220ZM225 243H226V244H225ZM237 243H238V245H237ZM89 244H90L89 242H88V243H85V248H83V249H84V250H86V249H87V250H90V248H91L93 245L91 246V244H90V245H89ZM162 244H160V246H161ZM201 244H202V243H201ZM242 244H243V247L240 246V245H242ZM247 244L249 245V247H250L251 249L248 247ZM99 245H101V242H100ZM208 245H209V247H208ZM225 245H226V247H225ZM232 245H233V246H232ZM78 246H80L79 248H81V246L84 247V245H82V244H79ZM89 246H90V247H89ZM140 246H141V245H140ZM147 246H148V245H147ZM147 246L145 245V247H147ZM162 246H163V245H162ZM164 246H165V247H164ZM164 246H163L164 249H165V248H170V249L173 248V247L171 248L172 245L168 246V244H167V245L164 244ZM189 246H191V247H189ZM192 246H193V247H192ZM244 246H245V247H244ZM76 247H77V246H76ZM95 247L98 248L99 246H93L91 250L95 249ZM150 247H151V246H149V248H150ZM229 247H230V248H229ZM231 247H232V248H231ZM261 247H262V248H261ZM38 248H39V247H38ZM141 248H142V247H140V249H141ZM160 248H161V249H158V251H161V250L163 249L162 247H160ZM185 248H187V249H185ZM191 248H192V249H191ZM209 248H211V250H210V252H211L210 254H211V255H209V252H208ZM218 248L221 249V250L218 251ZM244 248H247V250L244 249ZM39 249L41 250L42 248L40 247ZM83 249H82V248H81V249H78L79 251H78L77 249H75V250H76V252H81V251H84ZM143 249H144L145 252H146L147 249L144 248V246H143ZM174 249H175V247L172 249L171 252H173ZM193 249H194V250H193ZM199 249H200V251H199ZM206 249H207V250H206ZM212 249L214 250V252H213ZM233 249H234V250H233ZM260 249H261L262 252L260 251ZM262 249H263V250H262ZM87 250H86V251H87ZM150 250L153 251L152 249H150ZM168 250H169V249H168ZM255 250H256V251H255ZM158 251H157V252H158ZM166 251H167V250H165V251L162 250V251H161L162 253H159V252L157 253L156 251H153V253L156 252L155 255H156V254H158V255L160 254V256H156V258L158 257L157 260H159V257H161V261H162L163 258H164V260H165V259L168 260L167 257L171 255L170 250L167 251V252H166ZM193 251H194V252H193ZM197 251H198V252H197ZM215 251H216V252H215ZM251 251H252V253H251ZM37 252H38V253H37ZM76 252H74V253H76ZM141 252H142V254H143L144 251H141ZM145 252H144V253H145ZM163 252H164L165 254H167V255H165ZM181 252H182V250H181ZM183 252H182V253H183ZM204 252H205V253H204ZM220 252H221L222 255L220 254ZM227 252H228V253H227ZM239 252H240V253H239ZM242 252H243V253H242ZM26 253H28L27 255L25 254V256H28L26 259H32V258L36 257L37 254H39V253L44 254V255L47 254L46 252L43 251V249H42L41 251H39L37 248L34 249V250L30 249V250H28ZM81 253H83V252H81ZM195 253H196V255H194ZM203 253L205 254V256H204ZM206 253H207V255H206ZM29 254H30V255H29ZM33 254H34V255H33ZM76 254H77V253H76ZM78 254H79V253H78ZM233 254H234V255H233ZM252 254H253V255H252ZM259 254H257L256 256H259ZM153 255H154V254H152V257H153ZM161 255H162V256H161ZM227 255H228V257H227ZM238 255H239V256H238ZM249 255H250V256H249ZM32 256H34V257H32ZM225 256H226V258H225ZM230 256H231V257H230ZM236 256H238V258H237ZM154 257H155V256H154ZM154 257H153V259H154ZM197 257H198V258H197ZM203 257H204V258H203ZM232 257H233V258H232ZM235 257H236L238 260L235 259ZM245 257H246V258H245ZM259 257H260V256H259ZM145 258L147 259V257H145ZM145 258H144V259L142 258V260L140 259V263H139V260H138L137 262L132 263V264H136V263H137V264H146V263H147V264H149V263H150V264H153V262H155V261L152 262L150 259H147V261H148V262H147ZM192 258H195V259H192ZM239 258H240V260H239ZM242 258H243L244 260H243ZM250 258H252V260H251ZM0 259L2 260V256H0ZM207 259H208V260H207ZM212 259H213V261H212ZM233 259H234V260H233ZM1 260H0V261H1ZM143 260H144V261H143ZM149 260H150L152 263H151ZM197 260H198V262H197ZM230 260H231V261H230ZM235 260H236V261H235ZM249 260H250V261H249ZM193 261H194V262H193ZM217 261H218V263H216ZM238 261H239V262H238ZM248 261H249V262H248ZM251 261H253V262H251ZM162 262H163V261H162ZM192 262H193V263H192ZM201 262H202V263H201ZM210 262H211V263H210ZM246 262H247V263H246ZM22 264H23V263H22ZM154 264H157V263H154Z\"/></svg>","mask_w":264,"mask_h":264}]
</instances>
